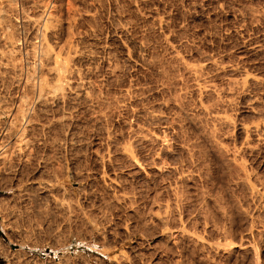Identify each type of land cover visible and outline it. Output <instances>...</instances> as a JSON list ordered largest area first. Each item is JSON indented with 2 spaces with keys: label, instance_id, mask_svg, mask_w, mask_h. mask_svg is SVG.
<instances>
[{
  "label": "rangeland",
  "instance_id": "1",
  "mask_svg": "<svg viewBox=\"0 0 264 264\" xmlns=\"http://www.w3.org/2000/svg\"><path fill=\"white\" fill-rule=\"evenodd\" d=\"M2 1L0 0V8H2V9H0V11L3 10V9L5 10V12L9 16L5 12H4L5 16H4V13H3V16L4 17L8 16V18L6 17L8 20H10V18H11V20L9 22H11L10 24H11L12 27L10 26V29H12L14 27L13 29H15L16 32H17V33L14 32V35L16 33V35L14 36L15 37L14 39H16L15 45H17L16 47H18V48H16V50L18 49L16 53H18L19 62L21 61L22 63L21 62H20L21 64L19 63L21 65L20 66L18 64V60H16L17 63L15 61V64H14V60H12V58L10 57L11 55L9 53H11L10 52L11 49H9V48L12 47V45L10 43V39L8 41L6 40V39H8V37H10L8 35H9V32L11 30L9 28H7V27H9L10 24L8 25V23H9L8 20H6V18L2 17V12H1V14H0V48L1 49L0 50H2V49L3 50L0 51L1 52L0 53L1 54L0 55L1 59L0 60H2V62H4V63L1 64L2 62L0 61V67H1L0 68V95H1L0 96V98H1L0 100L3 99L5 102L4 101H2V102L0 101V105L4 106V108H6V107L8 108L11 105H13L18 110L17 114L20 115V113L22 112V109L24 108V106H25V108L27 106L25 101L28 98H30V97L32 99L36 98L35 100L33 99L34 103H33V100H32V102H29L31 100L28 99L27 100L28 101L27 104H28V106L30 105V110L31 109H32V111L36 110L35 113L40 115V116H38L39 119H36L37 123L39 124V126L42 123L44 125L47 124V123L48 124L45 126V128H47V129L43 130L40 127V129L39 128H36L34 130L31 129L30 130L31 132L28 131L30 134L27 132V138L29 137L28 139H31V140L32 139H36V138L39 139L38 140L39 142L37 141V139L36 140H32V142H31L34 145V149H33L34 151H33V157H32V159L34 161L31 160L30 161L31 163L29 162L30 165H29V163H26V165H28L27 166L28 168H30L31 170L33 169L32 170L33 172H31V170L28 169V168L26 169V167H25L26 170L24 169L25 172L24 171L19 172L20 170L19 171H14V170L10 171V169H6V168L3 167V165H2L3 164L2 163L3 162L2 161L3 157H2V160L0 161V165L3 167V169L5 171V172H3V169L0 166V168H1L0 172H1V175H2V176H0V264H21V263L22 264L23 263L24 264H264V202H263L264 201V197L261 198V201H260V198H257V201L256 200L253 201L252 198H251V200H249V197H252L251 196V192L250 193H246V191L249 192L250 189L248 187H246L247 185H245L244 183H241V182H243L242 180L236 179L235 176H234L235 179L232 178L233 175L235 174V171L233 170V166L231 167L232 170H230L229 168H230L231 164H229V162L227 163L226 159H225L226 162L224 161V159H223V161L220 160V159H222L220 157V155L218 157L217 156L218 153H215L216 150L219 147L217 146V143L214 142V140H216L220 144H222L221 142H223V144H226V145H223V146L224 147L227 146V148H228V146H229V148H234L235 145L237 147H239L241 145L240 143H242V141H243V136L237 131L238 130V126L240 124H243V123H245V124H252V122L253 123L254 122L257 123L258 122V121H256L257 118H258V120L260 122H262L261 119H263L262 117H264V108H263L264 107V101H263L264 100V86L262 88V84H261V86H259L258 84H254L253 83L254 84L253 85L251 83L252 85L251 84L249 86L247 85L249 88L246 87L244 90H242V89H241V91L238 90L239 92L232 91L231 89H229V87H230L229 84H227V82H229V78H231V77L232 78L233 77L240 78V77H242L244 75V73L247 70H249L247 72L250 73L251 75H253V76L256 75V77L259 76V78L264 79L263 78L264 77V19H263L264 18V0H150V2L148 0H145V1L143 0V1H141V3H140V1H136L135 2L134 0H132L134 2V3L132 2L133 5L131 4V0L130 1L128 0L129 4H127L128 3L127 0H121L122 4H121L120 0H113L114 2L112 0H109V5H108V0H103V3H102V0H101V3H99L100 0L99 1L98 0H94V1L93 0H63L65 2H63L62 0H53V1L50 0V1H52L51 3H49V0L48 1L47 0L46 1L45 0H43V1L39 0L40 3H39L38 0H16V3H15V4H17L16 8H15L16 10L13 9L11 11L13 15L11 14L10 10L8 12L6 11V8H5V4L6 3H5L4 0H2ZM17 1H18V3H17ZM54 1H55V3L57 5L54 4ZM95 1L97 2V4H96ZM110 1H112L113 3L112 2L110 3ZM32 2H37V3H32ZM60 2H61V4H60ZM116 2L120 3L121 5L116 3ZM3 3H5V4H3ZM44 3L45 4L48 3V4H46L47 6L44 5ZM68 3H70V4H68ZM142 3H144V4H142ZM18 4H19V6H18ZM33 4H35V5H33ZM38 4H39V6L41 4V6H40L41 8H39ZM94 4H95V6H94ZM104 4H106V5H104ZM111 4H113L114 6L111 5ZM20 5H22V7ZM23 5H25L24 6L25 8L23 7ZM43 5H44V7H42ZM54 5L59 10H57V8L54 7ZM123 5H124V7H123ZM125 5L127 7L129 5L130 6L127 8ZM1 6H3V7H1ZM36 6H37V8L39 10L40 9L41 10L39 11L36 8ZM61 6H63V7H61ZM80 8L81 9L83 8L82 9L83 11L80 10ZM91 8L92 9L95 8L94 9L95 11L92 10ZM99 8L100 9L102 8V9L100 10ZM124 8H125V10H124ZM140 8H141V10H140ZM47 9H51V10H47ZM127 9L129 11H127ZM134 9L135 10L137 9L136 10L137 14H136ZM26 10H28L27 13H26ZM52 10H53L54 14L51 12ZM85 10H87V11H85ZM102 10H103V12H102ZM116 10H117L118 13L116 12ZM60 11L62 13H60ZM78 11L80 13H78ZM89 11H90L91 14L90 13H86V12H89ZM98 11H99L100 14L97 13ZM121 11H123V12H121ZM124 11H126V12H124ZM28 12H29L30 15L28 14ZM32 12H33V14L34 13L35 14L37 13V14L33 15V14H31ZM58 12H59V16H58ZM50 13H51V15H53V17L55 19L52 18ZM92 13H94V14H92ZM46 14H48V15H46ZM87 14H89L90 17H89V15L87 16ZM97 14L100 15L101 17H99ZM107 14L109 15V17H107ZM110 14H112V15H110ZM118 14H120V15H118ZM129 14H130V16H129ZM49 15H50V18H52V20L49 21V25H48V26H50V27H48V41L52 43L50 45L51 48H53L55 50V52L61 53L62 56H64V57H66V55L68 56V54L70 53V55L72 57L70 55L67 57V58L70 57L69 59L72 58L71 61H69L70 67L74 68L75 66H77V67H79L78 70L80 69L79 73L81 75L80 74L78 75L77 73H75V75L77 74L76 77H75L74 74H70V75H73L71 77V82L74 84V83H76L79 80L80 76H85L86 73H90L91 74V75L87 74L88 78H90V80L87 78L88 79L87 81H90L91 83L89 85L88 84L86 85V87L90 86L89 87V94H88L89 95V99H88V97L85 98L83 96H81V99L79 97L72 96L73 94H75V91H76V90H74V89H76L74 85L72 86L73 89H71L73 92L70 91V90L69 91L71 92V96L73 98L74 97L77 98V99L74 98L76 100V102H74L75 100L72 99V97H70V98L72 100H74V101H72L69 97H68V100L70 99V101H68L67 98H65V100L64 99L60 100L59 98H57V97L55 98L53 96L54 92H52V95H51V92L50 93L48 92L49 93L48 94V96H49L48 99L50 101H51V99H53V97H54V99L51 101L52 105L50 104L49 100H48L49 104H48V101H46L47 104L49 105L47 107V104L45 105V102L42 101L44 103L43 104L42 102H40V100L37 101L39 93L36 94L35 92L34 93H30L29 92V95L27 94L28 93L27 90H29L31 88H33V89L35 88V89H37L39 91V88H38V83L39 82H38V79H37V77L40 79L39 73H41L40 76L44 75L43 77H46L44 79H45L46 82L49 81L48 82L49 84H50V82L52 83L53 80L56 81L55 74L53 73L54 70L52 69L51 72L49 70V68L52 65L55 64V59L56 58H54V59L52 58V60H51L52 62L50 61V63L52 65H50V66H48L49 65L48 62H45V60H42L43 59L42 50H41L42 47L40 48V46H41V38L38 37V35H39L40 31L43 29L42 27H44V25H43V23H37V21L35 22V20H32V22H31V17L32 16H33V18H37V19L41 18V19H43V18H46ZM81 15H84L83 16L84 18ZM93 15L95 16L94 19H96V17H97V20H95V22H94V19H93ZM113 15L116 18H113L114 17ZM136 15L138 17L137 20H136V18H137ZM12 16H15V17H12ZM24 16L28 17V18H25ZM111 16H113V17H111ZM131 16H133L132 18H135V19L130 18ZM75 17H76V19H75ZM110 17H111V20L109 19ZM2 18H4L3 19V20H5L4 22H3V20L1 21ZM98 18H100V19H98ZM140 18H142L141 19L143 21L142 23H140ZM161 18H162V21H164L163 23H162V21H160ZM164 18H166L167 20L164 19ZM131 19H132V21H131ZM13 20H14V22H13ZM53 20L55 22H53ZM89 20H93V21H89ZM60 21H61V24H60ZM121 21H122V24H121ZM5 22H6V24H5ZM156 22L159 25L156 24ZM14 23H15V25H13ZM36 23H37V25H36ZM53 23H55V24H53ZM95 23H96V25H95ZM58 24H59V27H58ZM52 25H54V26H52ZM61 25H62V27H61ZM128 25H130V26H128ZM28 26L31 29H29ZM51 26H52V28H51ZM144 26H145L146 30H145ZM3 27L5 28V30H4ZM35 27L36 28L39 27V30L36 29ZM56 27H57L58 30L56 29ZM152 27H153V29H152ZM6 28L9 29L8 30L9 32L7 31ZM116 28L118 30H120V31H117ZM51 29H52V31H51ZM54 29H56L55 35H54ZM71 29H74L73 31L74 32L76 31L75 33H77V34L74 35L73 34L74 32L71 31ZM91 29H92V31H91ZM125 29H127V30H125ZM30 30L31 31L33 30V32H31ZM36 30H37V32H36ZM69 30L71 31V34H70ZM113 30H114V32H113ZM146 31L149 32V33H147ZM34 32H36V33H34ZM59 32H60V34H59ZM56 33L59 34V37H58V34H56ZM122 33H123V35H122ZM144 33H145V35H144ZM27 34H28V36H27ZM31 34H33L32 38H31ZM148 34H151V35L149 36ZM52 35H54L53 36L54 38L52 37ZM127 35H128V38H127ZM56 36H57L58 39H56ZM168 36H169L170 39L168 38ZM60 37H62L61 42H60V39H61ZM118 37H120V40H118ZM135 37L136 38L138 37V39H136ZM147 37H149V39ZM165 37H167V38H165ZM17 38H18V40H17ZM35 38L37 40H35ZM49 38L53 39V42ZM71 38H75V39H71ZM129 38H132L133 40L131 39L132 40L131 41ZM142 38L144 40L146 39V41L149 42V43H147L146 41L144 42ZM81 39H82L81 44H76V43H80ZM139 39L140 40L142 39V40L140 41ZM74 40H76L75 43H74ZM35 41H36V43H35ZM69 41H70V43H69ZM120 41H122V42H120ZM129 41H130V44L128 43ZM133 41L135 43L143 41L144 44L145 43L148 44L147 47H146V45H144L145 46V48L143 50L144 52L142 51V53H141L142 57L141 58L139 57V61H138V57L135 58V56L137 55V54L135 55V53L137 51L135 50L136 49L135 48L136 45H135V43H133ZM7 42H9V44ZM56 42L60 43V45L56 44ZM118 42L120 43L121 46L119 45ZM61 43H62L63 46H61ZM131 43L133 45H131ZM168 43H169V45H167ZM170 43H172V44H170ZM36 44H37L38 47L36 46ZM67 44H68V46H67ZM7 45H9V46H7ZM57 45L61 46L63 48L64 52H62V48H61V51H60V47L58 49ZM65 45H66L67 48H65ZM71 45H73V48H74L75 52L72 51L73 48H72ZM76 45H78V46L80 45L79 49H78V46H76ZM123 45H124V47H123ZM152 45L154 46V48H153ZM53 46L55 48H57V49H55ZM109 46H110V48H109ZM121 47H122V49H121ZM189 47H190V49H189ZM6 48H8L9 50L6 49ZM128 48H130V50L128 52H131L132 48H133V51H135V52H133V51L131 52L133 54V56H134L131 59L132 64H130L131 61L128 62L126 60V57H125V53L127 52ZM64 49L67 50V53H66V51ZM70 49H71V51H70ZM172 49H173V51H172ZM5 50L7 51V53L5 52ZM76 50H77V52H76ZM122 50L124 51L123 53H121ZM178 50H180V51H178ZM3 51L5 52V54L3 53ZM31 51H32V53H31ZM36 52L37 53L41 52V53H39L40 55H37ZM147 52H149V53H147ZM176 53H179V55L182 56V57L184 56V58H186L185 60L190 62V63L194 62L195 64H197V63L198 64L199 63L200 64H205L207 67H208V64L212 60H216L215 58H217V61H220L221 63H223V65H225L227 63L225 65V68H223L225 70L220 69L219 71L216 70V69H215L216 70L215 71L214 68H210L212 65H210L211 63L209 64L210 66L207 68V70L209 69L208 70V73H209L208 76L209 77H210V75H211V77L214 76L211 79L213 80V78H214L213 82L215 84L217 83L218 89H217L216 92H212L211 94L205 93L206 95L205 94L203 95V97L205 96V98H203V97L202 98L204 100L206 99V101L203 100V102H205L204 105L207 104V105H209L208 106L209 108L212 107L213 110H217L219 112L223 111V112H221L222 114L224 112L226 114H228V116L231 117L232 121L235 122V124H233L235 126L234 128H233V126H230V127L224 126L225 127L224 128L223 126L221 127V125L218 124V123H214V124L216 126L220 125V127L219 126L218 127L221 128V129H219L216 126H213L214 124H213V120H212L213 117L212 116L215 115V113L214 114L213 113H209L210 115L208 114L209 116H207V114H206L207 112L205 110H203V109H200V108H203V106L201 105L200 102H197V101H200V99L202 100V98H201V96L196 95L197 92L195 91L196 88L194 86L195 85L194 84L195 81L192 80V81H194V82H192L191 81L192 78L189 77V75L187 73H185V71L183 69V66L175 58ZM204 53H205V55H204ZM83 54H85V55H83ZM200 54H202V55H200ZM6 55L12 61H10V59L6 58ZM20 55H21V57H20ZM171 55H172V57H171ZM198 55H199V57H198ZM211 55L214 56V57H211ZM33 56H34V58H33ZM36 56L37 57L39 56L40 58L42 56V58L40 59L39 57L37 58ZM93 56L96 57V59H94ZM201 56H203L204 58L201 57ZM208 56H209V59H211V60L207 59ZM19 57H20V59H19ZM74 57H75V59H74ZM146 57L149 58V59H146ZM142 58H144V59H142ZM156 58H158V59H156ZM212 58H214V59H212ZM6 59H8L14 65L11 64ZM151 59L153 61L155 60L153 62L155 66H153V63H152ZM125 60H126V62H125ZM147 60H149V61H147ZM6 61H7V63H6ZM33 61H36V62L40 61V63L38 62L36 64ZM41 61L43 63L45 62L44 66H43V63L41 64ZM73 61H75V62H73ZM140 61L141 62L144 61L143 63H145V64L147 62V64L146 65L142 64ZM157 61H158V64H157ZM169 61H170V63H169ZM172 61H174V62H172ZM175 61L176 62L178 61V62L175 63ZM82 62H83V64H82ZM161 62H162V64H161ZM31 63H32V65H31ZM72 63H73V65H72ZM134 63H135V65H134ZM172 63H174V64H172ZM33 64H36V65H33ZM38 64H40V65H38ZM170 64H172V65H170ZM1 65L2 66L6 65V66L2 67ZM12 65L14 67V71L16 69V73L12 71L13 70V68H11ZM33 66H34L35 70L38 71V74L32 68ZM38 66L40 67V69L39 68L37 69ZM45 66L49 67V68L45 69ZM171 66H172V68H170ZM7 67H9L10 70L7 69ZM15 67H19V69H21V71L19 69L15 68ZM41 67H43L44 72H45V70H47V72L49 70V74L46 73V72H45L46 74H43L44 72H43V69ZM77 67H75V68L77 69ZM173 67L176 68V69L174 70ZM253 67H254V69H253ZM52 68H54V66ZM164 68H165V70H166V68H168L167 69L169 71L168 75H170V76H167V77L164 76L163 77V75L167 74V72H168V71H166V73H165ZM81 69L83 70V73L85 72L84 73L85 75L82 74ZM89 69L92 72H88V71H90ZM111 69H113V70L115 69L116 70V74L114 73L115 70L113 72ZM159 69L160 70L162 69V71H160ZM236 69L238 70V72H237ZM86 70H88V71H86ZM176 70H177V72L179 74L183 73L182 75H184V76L181 75V77H179L180 75L176 72ZM180 70L182 71V73H181ZM4 71H5V73L7 75L9 74L10 76L12 75L11 73L13 72L14 73L13 76H15V77L17 76V78L11 76L13 78L10 79L11 77H8L4 73ZM163 71H164V73H161ZM174 72L176 73V75H175ZM242 72H244V73L242 74ZM254 72L256 74H254ZM32 73H33V75H32ZM159 73H161V74H159ZM1 74H3V76H5V77L7 76V78L3 77ZM26 74H27V78H28L27 81L29 83H27V81L25 80L26 79V76H25ZM28 74H29V76H28ZM30 74H31L32 77H30ZM51 75H52V77H51ZM177 75L182 80V82L177 77ZM185 75H187V77ZM226 75H228V76H226ZM19 76H20L21 80L19 79ZM24 77H25V79H24ZM183 77H185V78H183ZM1 78L3 80H1ZM29 78H31V79H29ZM49 78H52V79H49ZM76 78H77V80H76ZM166 78L169 81L166 80ZM14 79L15 80L17 79L16 80L17 82H19L18 81V79H19L20 81H23V83L20 82V83L17 84ZM171 79L172 80L175 79V81H172ZM13 80L15 81L16 84L14 83ZM24 80L26 81V83L28 85H30V87L27 86L26 83L24 84ZM33 82H35L36 84L33 83ZM54 82H53V86H54ZM168 82H169V84H168ZM178 82L180 83L179 86L181 85L180 87H178V85H176ZM189 82L191 83V86H189L190 85ZM4 83H6V84H4ZM32 83L34 84L35 87H33ZM164 83H166V84H164ZM181 83H183V84H181ZM187 84H188L189 88L187 87ZM164 85H165L166 88L163 87ZM15 86L16 87L19 86V87H17V90L15 89L16 88ZM24 86H26V87H24ZM53 86H52V84H50L49 86H48V84H46L45 85V91L47 92L48 89L52 90ZM97 86H98V88H97ZM222 86H224V87L222 88ZM168 87L171 90H169ZM50 88H52V89H50ZM35 89L34 90L31 89V91L38 92ZM177 89H178V91H177ZM183 89H186V90H183ZM220 89H222V90H220ZM23 90L26 91V93ZM187 90H189V91L192 90V91L191 92L188 91L189 92L188 93ZM96 91H98V92L96 93ZM185 91L188 94L187 93L185 94ZM192 92L194 93V96L193 95L191 96V94H193ZM226 92L227 93L229 92L228 95H230V92H231V95L233 94V96H230L231 99H230L229 96L225 95V94H227ZM241 92H243L244 94L241 93ZM23 93H24V95L21 96V94H23ZM217 93H219L221 95L220 98H222V99L225 98V99H223V100L220 99L219 98V94L217 95ZM236 93H239V94H236ZM245 93H246V96H245ZM25 94H27V95H25ZM32 94L34 96H37V97L32 96ZM213 94H214V96H213ZM241 94H242V96H241ZM103 95H105V96H103ZM174 95H176L177 97L176 96L174 97ZM186 95L189 96L190 98L193 97L194 99L191 98V100H190L189 97L187 99ZM207 95H210V96H208L210 98L212 96V99L209 100L210 98L208 99ZM234 95H236V97ZM19 96L22 97V100H23V97L25 96V98L23 100L25 102V105H24V103H22L23 101H21V99L18 100L20 98ZM28 96H30V97H28ZM90 96H92V97H90ZM183 96L185 97V99L184 98L182 99ZM216 96H218L217 97L218 101L216 99ZM226 96H227V98H226ZM2 97H4V98H2ZM82 97L85 98V99H83ZM198 97H199V99H198ZM214 97H215V99H213ZM175 98H176V100L178 98L180 99V100L179 99L177 100L178 102H180L181 100L184 101V102L181 101L182 104L180 105V103L178 104L177 102H175L176 101ZM13 99H14V101H13ZM96 99H97V101H96ZM104 99H106L108 101L106 102V100H104ZM78 100H79V102H78ZM188 100H189L190 103L188 102ZM221 100H222V102H221ZM251 100H253V101H251ZM17 101H20L22 103L21 104L19 102L21 104L20 107L19 106L16 107V104L18 103ZM53 101H54V104L57 101L56 104H55L57 106V108L55 107V105L53 106ZM61 101L62 102L64 101V104ZM185 101L188 102L187 104H191L192 102L193 103L190 106L187 105L188 106L187 107ZM212 101H213V103H212ZM215 101L218 102L219 104L224 105V106H221L218 103H217L218 105L214 104V103H216ZM230 101H232L233 103L231 102L232 103L231 104ZM119 102H120V104H119ZM234 102H235V105H234ZM3 103H5L6 105L3 104ZM36 103H38V104H36ZM41 103L44 106H40ZM106 103H108V105ZM198 103H200V104H198ZM209 103H211V104H209ZM228 103H230V104H228ZM90 104H92V105H90ZM173 104L176 105V106H174ZM196 104H198L200 106H198ZM59 105L60 106L62 105V106L59 107ZM178 105L184 106L185 108L184 107H179ZM215 105H217L218 107H221V108H218ZM22 106H23V108L21 109ZM39 106H40V109H39L40 111L37 110L38 108H35V107H39ZM68 106H69V108H68ZM228 106L230 107L231 110L229 109ZM42 107H45V109L42 108ZM54 107H55L56 110L54 109ZM73 107H74V109H73ZM176 107H178L180 109L177 110ZM193 107H195L197 109H195ZM222 107H225V108H222ZM226 107H228V108H226ZM34 108H35V110H34ZM58 108H59V110H61L60 111L61 114H60V112H58V110H57ZM183 108H184V110H183ZM41 109H42V111H41ZM185 109H186V111H189V110L193 111L194 110L196 115L193 112L189 113L190 111L187 112L188 113L187 114ZM220 109H222V110H220ZM196 110H198V111H196ZM200 110H202V111H200ZM43 111H46V112H43ZM62 111L63 112L66 111V112H64V114H63ZM178 111L180 113H178ZM154 112L156 114H158V115L160 113L161 116L160 115L159 116L162 119L161 118L160 119L158 118V120H154L156 118H154V119L152 118L151 119V115L150 114H155ZM200 112H202V114ZM231 113H232V115H230ZM0 114H1L0 115V121H1L2 125L4 124L3 126H6V125L8 126L9 123H12L13 118H11V116H12L11 114H9V113H4V114L0 113ZM6 114H8L9 116L6 115ZM62 114L65 115V116H63ZM50 115L52 117L54 115L55 116H54V118H52ZM86 115H87V117H86ZM181 115L183 116V118H182ZM193 115H194V117L198 116V117H195L197 119H195L193 117ZM235 115H236V117H235ZM57 116H59V118H57ZM60 116H61V118H60ZM62 116L65 119L67 118L66 119L67 121L65 119H63ZM97 116H98V118H97ZM100 116H102V117H100ZM203 116H205L207 118H204ZM179 117H181L183 119L182 120L180 118L182 120V122L179 120ZM234 117H235V119H233ZM40 118L44 119L46 122H44ZM48 118H51V119H49V121H48ZM101 118H102V120H101ZM19 119H21L20 116L18 117V120ZM55 119L56 120L58 119V120L56 121ZM59 119H60V121H59ZM204 119H206V120H204ZM236 119H237V121H236ZM61 120L63 121L62 123H61ZM195 120H198V121H195ZM199 120H200L201 123L202 122L203 123L201 124L199 122ZM207 120L209 122H207ZM210 120H211V122H210ZM51 121H54L55 123L57 122L56 123V125H57L56 127L57 128L54 127L55 125H53L55 123L54 122L51 123ZM238 121H239V123L240 122L241 123L239 124ZM197 122H198V124H197ZM18 123L20 124L19 126L22 127L21 123H22V125H24L26 122H25V120L23 121V119H21V121L19 120ZM65 123H66V125H65ZM67 123H68V125H67ZM177 123H178V126H179L178 128L181 127L182 129H177V127H176ZM208 123L209 124L211 123V124L209 125ZM183 124H184V126H183ZM203 124H204V126H203ZM236 124H237V127H236ZM63 125H64V128H65L64 132H62ZM50 126L52 127V129L50 128ZM66 126H67V128H66ZM53 127L56 128V130ZM184 127H186V128H184ZM208 127L211 130L210 132H209V129H207ZM214 127L216 129H218V131L211 129V128H214ZM15 128H14V130L12 129L13 132L11 131L10 134L11 133H14V134L17 133V134H16L15 137L13 136L14 135L13 134L12 135L13 138H9L8 137L10 134L6 137L7 141H5V143H6L5 146L7 144L8 145L5 148L11 146L10 148L13 149V147L15 146V148L13 150L11 149V151L14 152V153H16V152L18 153V150L20 149V148H18L19 147L18 145H20L22 143V141L21 142L17 141V140H19V135H20L19 131H21V129H19V131H18V129L15 130ZM183 128L187 129V130H184ZM223 128H224V130H222ZM48 129L49 130L51 129V130L49 131ZM204 129L206 130L205 133H204V131H205ZM230 129H232L231 132L229 131ZM233 129H234V131H233ZM35 130H37V132ZM139 130H140L141 133L139 132ZM183 130H184V132H182ZM225 130H227L228 133L230 132L228 134V137H227L226 140H225V138L227 136V132H224ZM4 131H5V128H4ZM176 131L180 134L179 135L177 133L180 137L179 136H175V135H177V134H175ZM180 131H181V133H180ZM186 131H187L186 137L190 138V139H187L186 137H184L185 136L184 133ZM43 132L45 133L44 137H42L43 134L41 136V133H43ZM110 132L112 133V135L110 134ZM163 132H165L167 137H166V135H165V137L162 136L164 134ZM208 132H209V135H208ZM217 132H219L220 134L218 133L219 135H217ZM34 133H35V135L38 133L36 135L37 137L34 136V135L32 136V134H34ZM64 133H66L67 135L64 134ZM147 133L150 136H152L151 133L155 134L156 136H158V134H159V136H158L159 138L169 139L168 141L169 142L171 141L172 143L170 142V144H168V145L166 144V146H164L165 144H161L153 136L150 138V136ZM210 133L212 135H210ZM213 133H215V134H213ZM221 133H222V135H221ZM46 134L49 135V136L46 137ZM50 134L51 135H57V137L56 136H55L56 138H54L53 136L51 137ZM59 134L63 138L60 137V136L58 137ZM233 134H234V136H233ZM70 135H71V137H70ZM113 135L116 138L115 137L113 138ZM134 135H136V136H134ZM146 135H147V137H146ZM213 135H215L217 139H214ZM138 136H139V140L141 138L145 139L144 140V144H141L143 142L142 139L140 140L141 142H138L139 141L138 140ZM174 136L177 137V138L179 137L180 139L178 138V140H176L177 138H175ZM210 136H212V137H210ZM218 136L221 137V138H219ZM235 136H236V138H235ZM10 137H11V135H10ZM34 137H36V138H34ZM45 137H46V141H48V140H50V141L46 142L45 141ZM66 137H68L69 139L66 138ZM255 137L256 136H253L250 139H251V142H252L251 144L253 146H255L256 149L253 152L246 151L244 153V155H245L246 162L248 164V168L251 165L249 169L252 170V172L254 170L253 177L255 176L257 178L259 176V178L264 181V178H263L264 177V159H263L264 158V142H263L264 139L260 140L261 141V143H260V141H258L257 138H255ZM42 138H44V141L46 142V143L45 142L44 143L47 146L49 145L50 148L47 147L45 144H43L41 142ZM47 138H48V140H47ZM49 138L56 139L57 141L56 140L55 141L57 143L54 140H51ZM59 138H61V139H59ZM64 138H66V140H64ZM111 138H113V139H111ZM147 138L149 139V142H148ZM183 138H184L185 141L183 140ZM210 138H212L211 141H213V143L210 142V140H209ZM233 138H235L239 142H237ZM150 139H151V141H150ZM14 140H16L17 142L14 141ZM110 140H112V141H110ZM121 140H122V142H121ZM125 140H126L127 144H126ZM134 140L135 141L137 140L136 142L139 144V146H138V144H136V142ZM51 141H53V142H51ZM58 141L59 142L62 141L64 143V144H62L63 146ZM64 141L65 142L67 141V143H65ZM70 141H71V143H70ZM72 141H74V142H72ZM130 141L131 142L133 141V143H131L132 146L129 144ZM156 141L159 144L158 146H156L157 145ZM186 141H188V142H186ZM191 141H193V142H191ZM7 142H9V143H7ZM147 142L151 143V144L149 145V144H147ZM169 142H167V143H169ZM233 142H235L236 144L233 143ZM10 143H12V144H10ZM38 143H40L41 145L40 144L38 145ZM134 143L136 144L135 145L136 147L134 146ZM145 143H146V145H145ZM184 143H186V144H184ZM189 143H192V144H189ZM238 143H239V145H238ZM53 144H54L55 147H57L59 145L58 146L59 148L58 147L55 148L53 146ZM65 144H67V145H65ZM107 144H109L110 146H108ZM120 144H122V145H120ZM193 144H195V145H193ZM212 144H214V146ZM232 144H235V145H232ZM111 145H113V146H111ZM125 145H128L129 147H127ZM140 145H141V147H140ZM160 145H161V147H162L161 149L163 151L160 150ZM52 146L54 148H52ZM65 146H66V149H65ZM115 146H117V147H115ZM130 146L134 148L133 149L134 152L130 149L133 152V154L136 153L135 156L140 158V159H138V161L140 160L138 162V164H137V162H135L133 160H130L131 158L128 157L129 155H127L128 152H126L127 150L125 148L126 147L127 148H131ZM143 146L144 147L146 146V147L144 148ZM169 146H170V148H169ZM180 146H182V147H180ZM187 146H188V149H187ZM192 146H194L195 148L192 147ZM210 146H212L213 149ZM16 147L18 148V150H17ZM121 147H123V148H121ZM214 147H216L215 150H214ZM36 148H37V150H36ZM51 148L54 149V150H51ZM60 148H62V149H60ZM56 149H58V150L60 149V151H63V152H60V151H58ZM178 149H180V150H178ZM186 149H187L188 152L186 151ZM190 149H193V150H190ZM211 149H212V151H211ZM39 150H41V151H39ZM122 150H124V151H122ZM172 150H174L173 153H172ZM44 151H46V152H44ZM54 151H55V153H54ZM151 151H154L155 153H157V152H160V153H157V155H156V154H154V152H151ZM59 152L62 153L63 155L60 154ZM148 152H150V153H148ZM170 152H171V154H170L171 156L169 155ZM217 152H218V150H217ZM41 153H43V154L41 155ZM119 153H121V155H122L121 157H120ZM64 154H65V156H64ZM137 154H138V156H137ZM148 154L150 156H148ZM151 154H152V156H151ZM193 154H194V156H193ZM202 154L205 156L206 159L202 156ZM37 155L38 156L40 155L39 158H37L38 157ZM102 155H104V156H102ZM159 155H160V157H157ZM163 155H164V158H162ZM52 156H54V157L57 156L58 158L56 157V159H55ZM147 156L150 159L147 160ZM44 157L46 158V160H45ZM110 157H112V158H110ZM119 157H120V159H119ZM122 157H124L125 159H123ZM151 157H153V158H151ZM195 157H196V159H195ZM50 158H53V160L51 159L52 166H51V162L48 161V160H50ZM61 158H62V160H61ZM109 158L111 159V161H110ZM128 158H130V159H128ZM157 158H159V159H157ZM15 159H16V161H18L17 159H19V157L17 158V155H16ZM35 159L36 160L40 159V161L38 160L39 163L37 161H35ZM127 159L129 161H132L134 164L132 162H131L132 164H129L130 162ZM126 160H127L128 163L126 162ZM141 160H142V162H141ZM204 160H206L208 163H210V164L207 163V165L208 166L210 165L212 167V169L210 167L211 170L209 169V167L207 165H205L206 162ZM216 160H218V161H216ZM146 161L148 162L149 166L147 165ZM33 162H34V165L32 164ZM47 162H49V163H47ZM167 162H169V164H170L169 166H168ZM204 162H205V164H204ZM46 163L50 167L49 166H45V165H47ZM144 163H146V164H144ZM155 163L158 164V167L160 165H164L165 166V164L167 163L166 164L167 168L165 167V170H164V169H162L164 166H161L162 167L161 170H163V171H161L160 168L158 169V167H156L157 164H155ZM43 164H44V166H43ZM53 164H57L59 167L57 165H53ZM63 165H65V166L62 167ZM228 165H230V166H228ZM56 166H57V168H56ZM46 167L48 169L49 168H51V169L48 170ZM188 167H189V169H188ZM204 167H205V169H204ZM207 167H208V169H207ZM251 167H252V169H251ZM52 168H53L54 171L52 170ZM133 168H135V169H133ZM142 168L143 169L145 168V170H143ZM36 169H38V171ZM44 169H46L48 171H46ZM151 169H153V170L151 171ZM157 169L160 172H158ZM181 169L183 170V172L185 174L182 172ZM8 170H9V172H8ZM28 170H29V172H28ZM40 170H44L45 173H43V171H40ZM64 170H65V173H64ZM129 170H131L134 173L130 172ZM142 170L145 171V172L147 171L148 173L147 172L145 173ZM204 170L206 171L205 174H204V172H205ZM208 170L211 171V172H209ZM215 170H217V172ZM6 171L8 172V174L10 176L9 175H4V173L7 174ZM52 171H53L54 175L52 173H50ZM61 171H63V172H61ZM127 171H128V175H127ZM10 172H12V173H10ZM34 172H35V174H33ZM41 172H42V174H41ZM56 172H58V174L60 173L59 177H57L55 175ZM103 172H106V173L104 174ZM155 172H157V173L155 174ZM212 172H214V173L212 174ZM14 173H15V176L18 177V178L14 177ZM78 173H80V174H78ZM102 173H103V175H102ZM137 173H139V174H137ZM150 173H152V175ZM225 173H228V174H225ZM229 173H232L231 174L232 177H230L231 175ZM19 174H20V177H19ZM47 174L49 175V177L53 175L52 178L51 177H50V179H49V177L47 178V176H48ZM63 174L64 175L67 174L68 176L67 175L61 176ZM100 174H101V176H100ZM131 174H132V176H131ZM143 175H145V176H143ZM153 175L154 176L156 175L157 177L155 176V178H154ZM204 175H205L206 178L211 177L212 179L209 178V180H213V181L211 182L209 180H206ZM206 175H208V176L210 175V176L208 177ZM11 176H13V177L10 178ZM28 176L30 178L29 179L30 182H31V179H35L34 181H39L42 178H43V180H45V179L48 180L49 179L50 181L54 182L58 178L57 181H60V182L63 181L65 186H67V194L68 195L65 194L66 192L64 193L63 191H60V192H62L61 193L62 195H61V197H59L60 192L58 193L57 196H58L59 200H57V202L56 201L55 202L52 201L50 203V201L43 200L44 203L45 202L47 203V205H46V203L45 204L41 203L42 206L41 205L40 206L42 208L39 207L41 210H39V208L32 209V210H30L32 212V215H31V212L28 211L30 213L27 212L26 214H28L29 216L24 214L17 221L14 219L15 220V223H14L13 217L10 216L8 211L13 207V205L15 204L14 202H16V200H14V199H16L15 195H14L15 194L14 190H16L15 186H16V184H18L23 179V177H24V179H26V178H28ZM88 176L90 178H87ZM119 176L121 178H119ZM38 177H39V179H38ZM54 177H57V178H54ZM64 177L66 179H64ZM141 177L143 178V180H141L142 179ZM217 177L218 178L220 177L219 179H221V181L218 182L219 179ZM222 177H224V178H222ZM114 178H118V179H114ZM202 178L205 180V182H203L204 180ZM53 179H55V180H53ZM104 179H106V180H104ZM230 179H231V181H230ZM18 180H19V182H18ZM90 180H92L91 182H93V183H91ZM108 180H110V181L108 182ZM114 180H115V182H117L118 180L120 182L115 183ZM29 181H27V182H29ZM105 181H107V183ZM124 181H126V182H124ZM215 181L217 182L216 183L217 185L215 184ZM237 181H239V182L241 181V182L239 183ZM14 182H16L15 186H14ZM213 182H214V184H213ZM3 183L7 184L8 189H6V190L1 189V187H6V185L3 184ZM118 183H119V185H118ZM121 183H122L123 186L120 185ZM177 183H178V185H177ZM205 183H206L207 186L205 185ZM220 183H221V188H220V185H219ZM10 184H12L13 188H12V186ZM101 184H103V185H101ZM112 184H114V185H112ZM124 184H125V186H124ZM131 184H132V187L135 188V190L133 188H131ZM202 184H203V186H202ZM243 184L245 185V187H242V186H244ZM204 185L206 187H204ZM108 186H110V187H108ZM118 186H120L121 188L118 189L119 188ZM199 186L204 187V188H201V187L199 188ZM215 186H216V188H215ZM232 186H234V188ZM113 187H115L117 189H115V188L113 189ZM181 187L183 188V190L181 189ZM226 187H227V189H226ZM230 187L233 188L234 190L232 191V189ZM110 188H111V190H110ZM123 188H124V190H122ZM205 188L207 189V191L210 189L209 190L210 193L205 191L206 190ZM126 189H128V190H126ZM177 189H178V191H175ZM200 189H203V191L200 190ZM245 189H247V190H245ZM114 190L116 191L115 192L116 194L114 193ZM198 190H199V192L200 191L201 192L199 193ZM109 191H112V192H109ZM121 191H124V192L126 191L127 192V193L125 192L126 196L124 194H122L123 192H121ZM130 191H132V192L130 193ZM180 191H182V192H180ZM195 191H197V192H195ZM204 191H205V194H204ZM239 191H241V192H239ZM90 192H92V193H90ZM94 192H95V195H94ZM133 192L135 193L136 196L134 195ZM176 192L179 195L174 194ZM170 193H172V195H169ZM184 193L187 194V195L184 196L185 195ZM70 194H71V197L69 196ZM92 194H93L94 197L96 196V198H94L92 196ZM111 194L114 197H112ZM117 194H121V195H117ZM131 194H133V195H131ZM173 194L176 195V196H174ZM200 194H203V195L200 196ZM247 194H249V195H247ZM12 195H13V197H12ZM122 195L125 198H122ZM128 195L131 198L127 197ZM190 195L193 196V198L190 197ZM206 195H208V196H206ZM62 196H66L65 197L66 199L64 197L62 198ZM67 196L71 200L68 199ZM179 196H180V198H179ZM188 196H189V198H188ZM198 196L203 197V198L205 196V199L209 200L208 201V206H211V209H210V207L208 208L207 206H205V205H207V201L202 199V198H199ZM209 196H211V197H209ZM246 196H249V197H246ZM115 197H117L119 199H117ZM159 197H160V199H159ZM174 197L175 198L178 197L177 200ZM183 197H184V199L186 197V199L183 200ZM60 198H61V201H64L63 203H65L67 200H69L68 202H69V206L71 207L70 208L71 210L69 208H67L68 205H66V203L63 204L60 201ZM79 198H81L82 200L79 199ZM128 198L130 200H128ZM237 198H240V199H237ZM72 199H74V200L72 201ZM91 199H93V200H91ZM115 199L118 202H115ZM135 199L137 201L139 200L140 203H138ZM142 199H143V201H142ZM171 199H172V203L173 204L168 202L169 204H172V205H170L171 209H169L170 207H169V204L167 205V201H171ZM199 199H201V200H199ZM236 199H237V201H236ZM78 200H80L81 204L78 203ZM131 200L134 203L138 204V206L135 207L136 204H134ZM154 200H157V202L159 201V203H157ZM173 200H176L177 203L179 202L178 205ZM187 200H188V203H187ZM190 200H192V201H190ZM203 200L206 201V203ZM59 201L61 202L60 205L58 204V203H60ZM109 201H110V204H109ZM144 201H146V202H144ZM111 202H113L112 203V205L114 204L113 206H111ZM130 202L132 203L133 206L132 205L130 206V204H129ZM154 202H156V203H154ZM184 202H185V206H184ZM198 202H200V203L198 204ZM201 202L202 203L204 202V203L202 204ZM249 202H252V203H249ZM254 202H255V204H254ZM56 203L59 206L55 205ZM76 203H78V205ZM148 203H149V205H151V206H149V208L152 207V210L148 208ZM186 203H187L188 206L190 204L192 205V206L191 205L189 206L190 207V212H189V207L187 208ZM248 203L251 204V205L248 206L249 205ZM62 204H63V206H62ZM160 204H163L164 206L163 205L160 206ZM240 204L243 205V206H239ZM11 205H12V207H11ZM43 205H46V206H43ZM75 205H77V206L81 205V208H79V207H77ZM91 205L95 206V207L93 208ZM165 205H167V206H165ZM181 205H183V207H181ZM201 205H204V206H201ZM74 206H75V208H73ZM193 206H195V207H193ZM220 206L223 207L224 209L220 208ZM48 207H51L50 211L48 210L49 209ZM54 207H55V209H56V207L57 208L60 207V208L55 211ZM63 207H65V208H63ZM166 207H169L167 209L170 212L168 210H166ZM157 208H161V210L160 209L158 210ZM174 208H176V209L178 208V209H180V211L177 209V211H178L177 212L176 209H174ZM194 208H195V210H194ZM44 209H46L45 212H44ZM51 209L54 210V211H52V214H49V212H51ZM60 209H61V211H60ZM148 209L151 210L152 212L149 211ZM225 209H226V211H225ZM229 209L232 210V211H230ZM34 210H35V212H34ZM36 210H38L39 212L36 211ZM63 210H66L68 212V214L65 213L66 211L63 212ZM83 210H87V211L84 212ZM157 210H158V212H157ZM199 210H201V211H199ZM208 210H209V213L207 212ZM6 211H7V213H6L7 217H5L4 216L5 213H3V212H6ZM42 211L44 213H42ZM46 211H48V212L46 213ZM144 211H145V213H144ZM153 211L156 213V215L158 213H159L158 215H160L162 213V216L161 215L160 216H161V218L164 216L166 218V221H161L162 219L159 220L160 216H158L159 217L158 218ZM164 211H166L165 214H164ZM167 211H168V214L170 213L169 215H171V220H170V216L167 215ZM182 211H183V215H182ZM89 212H91V213H89ZM142 212H143V214H142ZM185 212H189V213H185ZM205 212H207V214H205V216L207 218L203 215V213H205ZM2 213H3V215H2ZM211 213H212V215H211ZM36 214H38L39 217H37ZM180 214L182 215V217H181ZM250 214H252V215H250ZM42 215H43V218H40V216H42ZM47 215L48 216L50 215L49 216V218L51 217L50 220H49ZM68 215L72 216V217L69 218ZM81 215H83V216H81ZM165 215H167V217ZM172 215H173L174 218L172 217ZM187 215H188V217H187ZM209 215L211 217H209ZM213 215H216L218 220ZM258 215H259V217H258ZM3 216H4L5 220H4ZM67 216H68V218H67ZM176 216L178 217V219H177ZM212 216L216 219V221H215L216 223L214 222L215 219L212 218ZM225 216H227V217H225ZM251 216H252V218H251ZM9 217L12 218V219H10ZM179 217H181V219L182 218L183 219L181 220V219H179ZM208 217L210 219H208ZM6 218H8V219H6ZM28 218H30V219H28ZM35 218H36V220H35ZM85 218H86V220H85ZM205 218H206V220H205ZM211 218L214 219V220H212ZM9 219H10V221H8ZM25 219L26 220L28 219L26 221L27 224H26V222H24ZM40 219H42V220H40ZM43 219H45L46 221L45 220L43 221ZM174 219H177V220H174ZM207 219H208V221H207ZM251 219L255 223L254 227H253L254 223L252 222ZM260 219H261V221H260ZM22 220H23V222H21ZM33 220H35V222L38 220L37 221L38 223L36 222L37 225L34 224ZM93 220H94V222H93ZM179 220H181L182 222L179 221ZM204 220H205V222H204ZM11 221H13V222H11ZM28 221H30V222H28ZM70 221H71V223H69ZM141 221H143V222H141ZM206 221H207V223L209 225L206 223ZM210 221L214 222L215 225H219V224L220 225L219 226H215ZM218 221H219V223H218ZM63 222L66 225H64ZM83 222H85V223H83ZM89 222H90V224H89ZM91 222H93V223H91ZM95 222H97L96 223L97 225L94 224ZM160 222H161V224H159ZM162 222H164V223L162 224ZM167 222H168L169 225L167 224ZM19 223H21V224L19 225ZM205 223L207 224V226H206ZM261 223H263V224H261ZM15 224H16V227H15ZM17 224H18L19 227L17 226ZM88 224L91 225V226H88ZM251 224H253V225H251ZM24 225H26V226L28 225V226L24 227ZM221 225H222L223 228L226 227L227 229L225 228L223 230L221 228ZM250 225L254 229L251 228ZM7 226H8V228H7ZM30 227L34 231V233L30 229ZM33 227H35L36 230H35V228L33 229ZM165 227H166V229H165ZM167 228H169V229L167 230ZM204 228H205V230H204ZM251 230H253L252 233H251ZM225 231H227V233ZM225 235H226V238H225ZM233 235H234V237H233ZM231 237L233 238V241L230 240ZM227 238H228V240H230V242L227 240ZM226 240L228 242H226ZM7 255L10 256V259H9V256H7ZM12 255H15V256L13 257ZM62 255H63V257H62ZM15 258L17 260H15ZM9 261H10V263H9ZM13 261L16 262V263H14Z\"/></svg>",
  "mask_w": 264,
  "mask_h": 264
},
{
  "label": "bare ground",
  "instance_id": "2",
  "mask_svg": "<svg viewBox=\"0 0 264 264\" xmlns=\"http://www.w3.org/2000/svg\"><path fill=\"white\" fill-rule=\"evenodd\" d=\"M1 1H2V0H1ZM4 1H5L6 4H5V3H3V4H5V8H6V11H7V12H8L9 10H10V12H11L13 9L16 10V9H15V8H16V5H17V4H15V3H16V0H15V1H14V0H4ZM38 1H39V0H38ZM40 1H41V0H40ZM40 1H39V3H40ZM42 1H43V0H42ZM45 1H46V0H45ZM45 1H44V2H45ZM47 1H48V0H47ZM52 1H53V0H52ZM52 1L49 0V3H51ZM62 1H63V0H62ZM93 1H94V0H93ZM98 1H99V0H98ZM112 1H113V0H112ZM112 1H110V3H111ZM120 1H121V0H120ZM129 1H130V0H129ZM134 1H135V2H136V1H140V3H141V1H143V0H134ZM144 1H145V0H144ZM148 1L150 2V0H148ZM2 2H3V1H2ZM2 2H1V3H2ZM27 2H28V1H27ZM30 2H31V1H30ZM30 2H29V3H30ZM63 2H65V1H63ZM69 2H70V1H69ZM89 2H90V1H89ZM95 2H96V1H95ZM113 2H114V1H113ZM113 2H112V3H113ZM127 2H128V0H127ZM132 2H133V1L131 0V4H132ZM146 2H147V1H146ZM146 2H145V3H146ZM17 3H18V1H17ZM19 3H20V2H19ZM21 3H22V2H21ZM23 3H24V2H23ZM32 3H37V2H32ZM58 3H59V2H58ZM99 3H101V0H100ZM102 3H103V0H102ZM104 3H105V2H104ZM116 3H118V2H116ZM133 3H134V2H133ZM46 4H48V3H46ZM46 4L44 3V5H46ZM54 4H56L55 1H54ZM60 4H61V2H60ZM66 4H67V3H66ZM68 4H70V3H68ZM96 4H97V2H96ZM114 4H115V3H114ZM118 4H120V3H118ZM121 4H122V1H121ZM121 4H120V5H121ZM127 4H129V2H128ZM131 4H130V5H131ZM135 4H136V3H135ZM142 4H144V3H142ZM25 5H26V4H25ZM25 5H23V7H24ZM33 5H35V4H33ZM44 5H43L42 7H44ZM50 5H51V4H50ZM56 5H57V4H56ZM63 5H64V4H63ZM82 5H83V4H82ZM104 5H106V4H104ZM108 5H109V0H108ZM111 5H113V4H111ZM116 5H117V4H116ZM130 5H129V6H130ZM132 5H133V4H132ZM138 5H139V4H138ZM140 5H141V4H140ZM18 6H19V4H18ZM20 6L22 7V5H20ZM38 6H39V4H38ZM40 6H41V4H40ZM40 6H39V8H41ZM46 6H47V5H46ZM59 6H60V5H59ZM94 6H95V4H94ZM113 6H114V5H113ZM125 6H126V5H125ZM129 6H128V7H129ZM141 6H142V5H141ZM1 7H3V6H1ZM48 7H49V6H48ZM54 7H56V6L54 5ZM61 7H63V6H61ZM61 7H60V8H61ZM76 7H77V6H76ZM79 7H80V6H79ZM98 7H99V6H98ZM98 7H97V8H98ZM101 7H102V6H101ZM110 7H111V6H110ZM115 7H116V6H115ZM120 7H121V6H120ZM123 7H124V5H123ZM123 7H122V8H123ZM126 7H127V6H126ZM126 7H125V8H126ZM128 7H127V8H128ZM131 7H132V6H131ZM136 7H137V6H136ZM24 8H25V7H24ZM31 8H32V7H31ZM36 8H37V6H36ZM36 8H35V9H36ZM52 8H53V7H52ZM56 8H57V7H56ZM83 8H84V7H83ZM83 8H82V9H83ZM95 8H96V7H95ZM95 8H94V9H95ZM125 8H124V10H125ZM133 8H134V7H133ZM133 8H132V9H133ZM141 8H142V7H141ZM141 8H140V10H141ZM0 9H2V8H0ZM37 9H38V8H37ZM42 9H43V8H42ZM82 9L80 8V10H82ZM88 9H89V8H88ZM91 9H92V8H91ZM94 9H92V10H94ZM99 9H100V8H99ZM101 9H102V8H101ZM101 9H100V10H101ZM104 9H105V8H104ZM104 9H103V10H104ZM108 9H109V8H108ZM112 9H113V8H112ZM137 9H138V8H137ZM137 9H136V10H137ZM3 10H4V9H3ZM3 10L0 11V14H1V12H2V17H4V16H5V13H6L5 10H4V11H3ZM22 10H23V9H22ZM38 10H39V9H38ZM40 10H41V9H40ZM40 10H39V11H40ZM47 10H51V9H47ZM57 10H59V9L57 8ZM76 10H77V9H76ZM78 10H79V9H78ZM80 10H79V11H80ZM89 10H90V9H89ZM103 10H102V12H103ZM122 10H123V9H122ZM134 10H135V9H134ZM134 10H133V11H134ZM136 10H135V12H136ZM27 11H28V10H26V13H27ZM30 11H31V10H30ZM34 11H35V10H34ZM54 11H55V10H54ZM61 11H62V10H61ZM61 11H60V13H62ZM74 11H75V10H74ZM79 11H78V13L81 12V11H80V12H79ZM82 11H83V10H82ZM85 11H87V10H85ZM94 11H95V10H94ZM112 11H113V10H112ZM112 11H111V12H112ZM127 11H129V10L127 9ZM4 12H5V13H4ZM35 12H36V11H35ZM37 12H38V11H37ZM51 12L53 13V10H52ZM72 12H73V11H72ZM100 12H101V11H100ZM102 12H101V13H102ZM106 12H107V11H106ZM106 12H105V13H106ZM109 12H110V11H109ZM116 12H117V10H116ZM121 12H123V11H121ZM124 12H126V11H124ZM130 12H131V11H130ZM130 12H129V13H130ZM135 12H134V13H135ZM138 12H139V11H138ZM3 13H4V16H3ZM14 13H15V12H14ZM26 13H25V14H26ZM84 13H85V12H84ZM86 13H90V11H89V12H86ZM97 13H99V11H98ZM107 13H108V12H107ZM117 13H118V12H117ZM117 13H116V14H117ZM151 13H152V12H151ZM262 13H263V12H262ZM6 14H7V13H6ZM11 14H12V12H11ZM28 14H29V12H28ZM31 14H33V12H32ZM34 14H35V13H34ZM34 14H33V15H34ZM36 14H37V13H36ZM36 14H35V15H36ZM53 14H54V13H53ZM55 14H56V13H55ZM90 14H91V13H90ZM92 14H94V13H92ZM99 14H100V13H99ZM103 14H104V13H103ZM120 14H121V13H120ZM120 14H118V15H120ZM136 14H137V12H136ZM143 14H144V13H143ZM7 15H8V14H7ZM12 15H13V14H12ZM26 15H27V14H26ZM29 15H30V14H29ZM46 15H48V14H46ZM50 15H51V13H50ZM50 15L47 16L46 18H43V19H41V18H38V19H37V18H33V16H32V17H31V22H32V20H35V22L37 21V23H43V25H44V27H42L43 29L40 31V33H39V35H38V37L41 38V46H40V48L42 47V49H41V50H42V56H43V59H42V60H45V62H48L49 65H48V64H47V65L50 66V65H52V64L50 63V61L52 60V58H53V59L56 58V59H55V64L52 65V66L50 67L51 69H50L49 67H46V66H45V69L49 68L50 72H51V70L53 69V70H54L53 73L55 74V77H56V78H55L56 81L53 80L52 83L50 82V84H52V86H53V82L55 81L56 83L54 82V86L52 87L53 89L50 88V89H52V90H49V89H48L47 92H46V91H45V85L48 84V86H49V85H50V84L48 83L49 81L46 82L45 79H44V78H46V77H43L44 75H41V76H40L41 73H39V77H40V79L37 77L38 82H39V83H38L39 91H38L37 89H35V88H34V89L37 90L38 92H36V91H31V89L34 90L33 88H31V89H29L30 91L27 90V92H28L27 94L29 95V92H30V93H34V92H35L36 94L39 93V94H38V98H39V99L37 98V101H39V100H40V102L43 101V102H45V105L47 104L46 101L49 100V99H48V97H49L48 94H49L50 92H51V95H52V92H54L53 96H54L55 98H56V97L59 98L60 100H61V99H64V100H65V98H67V100H68V97L70 98V97H72V96L79 97L80 99H81V96H83V97H85V98L88 97V99H89V95H88V94H89V87H90V86H87V87H86V85H87V84L89 85V84L91 83L90 81H87L88 79L90 80V78H88V76H87V74H90V73H86V75H85V74H84L85 72L83 73V70L81 69L82 74L85 75V76H80V77H79V80H78L77 82L75 81L76 83L73 84V83L71 82V77H72L73 75H70V74H74V75H75V73H77V74L79 75V74H80V73H79V70H80V69L78 70L79 67H77V66H75V65H74V66L77 67V69H76L75 67H74V68L70 67V65H69V61H71L72 58H71V59H69L70 57L67 58V57L70 55V53L68 54V56L66 55V57H64V56H62L61 53L55 52V50H54L53 48H51V46H50L52 43L48 41V27H50V26H48V25H49V21L52 20V18L55 19V18L53 17V15H51L52 18H50ZM56 15H57V14H56ZM88 15H89V14H87V16H88ZM97 15H98V14H97ZM104 15H105V14H104ZM110 15H112V14H110ZM132 15H133V14H132ZM134 15H135V14H134ZM157 15H158V14H157ZM244 15H245V14H244ZM244 15H243V16H244ZM8 16H9V15H8ZM8 16H6V17L8 18ZM37 16H38V15H37ZM54 16H55V15H54ZM58 16H59V12H58ZM72 16H73V15H72ZM81 16L83 17L84 15H81ZM98 16L101 17L100 15H98ZM113 16H114V15H113ZM113 16H111V17H113ZM123 16H124V15H123ZM129 16H130V14H129ZM151 16H152V15H151ZM6 17H4V18H6ZM10 17H11V16H10ZM12 17H15V16H12ZM24 17H25V16H24ZM77 17H78V16H77ZM89 17H90V15H89ZM91 17H92V16H91ZM107 17H109L108 14H107ZM111 17L109 18L110 20H111ZM132 17H133V16H131L130 18H132ZM134 17H135V16H134ZM136 17H137V15H136ZM143 17H144V16H143ZM143 17H142V18H143ZM4 18H2L1 21H2ZM7 18H6V20H8ZM25 18H28V17H25ZM56 18H57V17H56ZM61 18H62V17H61ZM83 18H84V17H83ZM94 18H95V16L93 15V19H94ZM113 18H116V17L114 16ZM142 18H140V23L143 22V21L141 20ZM162 18H163V17H162ZM162 18H161V20H160V19H159V20L162 21ZM13 19H14V18H13ZM75 19H76V17H75ZM80 19H81V18H80ZM89 19H90V18H89ZM91 19H92V18H91ZM98 19H100V18H98ZM120 19H121V18H120ZM132 19H135V18H132ZM132 19H131V21H132ZM137 19H138V17L136 18V20H137ZM164 19H166V18H164ZM257 19H258V18H257ZM263 19H264V18H263ZM10 20H11V18H10ZM10 20H8V22H9ZM43 20H44V21H43ZM56 20H57V19H56ZM59 20H60V19H59ZM59 20H58V21H59ZM61 20H62V19H61ZM95 20H97V17H96V19H94V22H95ZM110 20H109V21H110ZM117 20H118V19H117ZM143 20H144V19H143ZM147 20H148V19H147ZM155 20H156V19H155ZM166 20H167V19H166ZM166 20H165V21H166ZM4 21H5V20H3V22H4ZM73 21H74V20H73ZM75 21H76V20H75ZM78 21H79V20H78ZM89 21H93V20H89ZM129 21H130V20H129ZM13 22H14V20H13ZM29 22H30V21H29ZM33 22H34V21H33ZM51 22H52V21H51ZM53 22H55V21L53 20ZM96 22H97V21H96ZM134 22H135V21H134ZM153 22H154V21H153ZM163 22H164V21H162V23H163ZM256 22H257V21H256ZM10 23H11V22H9L8 25H9ZM37 23H36V25H37ZM58 23H59V22H58ZM74 23H75V22H74ZM117 23H118V22H117ZM145 23H146V22H145ZM160 23H161V22H160ZM5 24H6V22H5ZM28 24H29V23H28ZM53 24H55V23H53ZM60 24H61V21H60ZM71 24H72V23H71ZM91 24H92V23H91ZM91 24H90V25H91ZM121 24H122V21H121ZM135 24H136V23H135ZM137 24H138V23H137ZM156 24H158V23L156 22ZM13 25H15V23H14ZM16 25H17V24H16ZM41 25H42V24H41ZM75 25H76V24H75ZM75 25H74V26H75ZM78 25H79V24H78ZM95 25H96V23H95ZM123 25H124V24H123ZM149 25H150V24H149ZM158 25H159V24H158ZM160 25H161V24H160ZM253 25H254V24H253ZM10 26H11V24H10L9 27H7V28L10 29ZM29 26H30V25H29ZM29 26H28V27H29ZM31 26H32V25H31ZM39 26H40V25H39ZM52 26H54V25H52ZM52 26H51V28H52ZM56 26H57V25H56ZM74 26H73V27H74ZM76 26H77V25H76ZM92 26H93V25H92ZM128 26H130V25H128ZM142 26H143V25H142ZM11 27H12V26H11ZM33 27H34V26H33ZM58 27H59V24H58ZM61 27H62V25H61ZM73 27H72V28H73ZM94 27H95V26H94ZM3 28H4V27H3ZM7 28H6V29H7ZM13 28H14V27H13ZM13 28H12V29H13ZM26 28H27V27H26ZM35 28H36V27H35ZM40 28H41V27H40ZM53 28H54V27H53ZM75 28H76V27H75ZM117 28H118V27H117ZM117 28H116V29H117ZM135 28H136V27H135ZM144 28H145V26H144ZM9 29H7V31H8ZM12 29H10V30H11L10 32L8 31V32H9V35H8V36H10V37H8V39H6V40L8 41V40L10 39V43H11L12 47H10L9 49H11L10 52H11L12 54L9 53V52H8V53L11 55V56H10V55H9V56L12 58V60H14V64H15V61L18 60V53H16L17 50H18V49L16 50V48H18V47H16L17 45H15V43H16V39H14V38H15L14 36L16 35L17 32H16L15 29H13L14 31H13ZM29 29H31V28L29 27ZM32 29H33V28H32ZM36 29L39 30V27H37ZM56 29H57V27H56ZM56 29H54V35H55V31H56ZM92 29H93V28H92ZM92 29H91V31H92ZM113 29H114V28H113ZM149 29H150V28H149ZM152 29H153V27H152ZM4 30H5V28H4ZM57 30H58V29H57ZM61 30H62V29H61ZM61 30H60V31H61ZM73 30H74V29H71V31H73ZM75 30H76V29H75ZM125 30H127V29H125ZM128 30H129V29H128ZM134 30H135V29H134ZM145 30H146V28H145ZM147 30H148V29H147ZM7 31H6V32H7ZM30 31H31V30H30ZM51 31H52V29H51ZM69 31H70V30H69ZM71 31H70V34H71ZM96 31H97V30H96ZM117 31H120V30L117 29ZM149 31H150V30H149ZM155 31H156V30H155ZM14 32H16L15 35H14ZM31 32H33V30H32ZM36 32H37V30H36ZM36 32H34V33H36ZM49 32H50V31H49ZM57 32H58V31H57ZM73 32H74V31H73ZM73 32H72V33H73ZM75 32H76V31H75ZM75 32L73 33L74 35L77 34V33H75ZM113 32H114V30H113ZM126 32H127V31H126ZM141 32H142V31H141ZM146 32H147V31H146ZM150 32H151V31H150ZM4 33H5V32H4ZM51 33H52V32H51ZM123 33H124V32H123ZM123 33H122V35H123ZM147 33H149V32H147ZM151 33H152V32H151ZM56 34H58V33H56ZM59 34H60V32H59ZM59 34H58V37H59ZM68 34H69V33H68ZM127 34H128V33H127ZM131 34H132V33H131ZM17 35H18V34H17ZM29 35H30V34H29ZM32 35H33V34H31V38H32ZM35 35H36V34H35ZM54 35H52V37H53ZM125 35H126V34H125ZM125 35H124V36H125ZM129 35H130V34H129ZM144 35H145V33H144ZM146 35H147V34H146ZM148 35L150 36L151 34H148ZM27 36H28V34H27ZM49 36H50V35H49ZM60 36H61V35H60ZM78 36H79V35H78ZM131 36H132V35H131ZM142 36H143V35H142ZM155 36H156V35H155ZM173 36H174V35H173ZM16 37H17V36H16ZM35 37H36V36H35ZM76 37H77V36H76ZM79 37H80V36H79ZM79 37H78V38H79ZM113 37H114V36H113ZM125 37H126V36H125ZM125 37H124V38H125ZM129 37H130V36H129ZM132 37H133V36H132ZM6 38H7V37H6ZM20 38H21V37H20ZM31 38H30V39H31ZM53 38H54V37H53ZM60 38H61V39H60V42H61L62 37H60ZM82 38H83V37H82ZM122 38H123V37H122ZM122 38H121V39H122ZM127 38H128V35H127ZM135 38H136V37H135ZM140 38H141V37H140ZM145 38H146V37H145ZM147 38L149 39V37H147ZM165 38H167V37H165ZM168 38H169V36H168ZM173 38H174V37H173ZM49 39H51V38H49ZM56 39H58L57 36H56ZM71 39H75V38H71ZM79 39H80V38H79ZM114 39H115V38H114ZM129 39L131 40L132 38H129ZM136 39H138V37H137ZM142 39H143V38H142ZM142 39H141V40H142ZM169 39H170V38H169ZM171 39H172V38H171ZM174 39H175V38H174ZM174 39H173V40H174ZM3 40H4V39H3ZM17 40H18V38H17ZM35 40H37V39L35 38ZM51 40H52V42H53V39H51ZM76 40H77V39H76ZM76 40H74V43H75ZM118 40H120V37H118ZM122 40H123V39H122ZM126 40H127V39H126ZM132 40H133V39H132ZM132 40H131V41H132ZM139 40H140V39H139ZM139 40H138V41H139ZM141 40H140V41H141ZM152 40H153V39H152ZM167 40H168V39H167ZM178 40H179V39H178ZM56 41H57V40H56ZM78 41H79V40H78ZM83 41H84V40H83ZM124 41H125V40H124ZM143 41L145 42L146 39H145V40L143 39ZM143 41H142V42H136V43L133 41V43H135V45H136V47H135L136 49H135V50L137 51V52L135 53V55L137 54V55L135 56V58L138 57V61H139V57H140V58L142 57V54H141V53H142V51H143L144 48H145L144 45H146V47H147V45H148V44H146V43L144 44ZM148 41H149V40H148ZM150 41H151V40H150ZM81 42H82V39L80 40V43H76V44H81ZM120 42H122V41H120ZM126 42H127V41H126ZM146 42H147V41H146ZM171 42H172V41H171ZM176 42H177V41H176ZM185 42H186V41H185ZM187 42H188V41H187ZM7 43L9 44V42H7ZM7 43H6V44H7ZM35 43H36V41H35ZM69 43H70V41H69ZM118 43H119V42H118ZM128 43L130 44V41H129ZM147 43H149V42H147ZM33 44H34V43H33ZM37 44H38V43H37ZM37 44H36V46H37ZM39 44H40V43H39ZM56 44H59V45H60V43H57V42H56ZM64 44H65V43H64ZM71 44H72V43H71ZM170 44H172V43H170ZM192 44H193V43H192ZM11 45H10V46H11ZM96 45H97V44H96ZM119 45H120V43H119ZM126 45H127V44H126ZM131 45H133V44L131 43ZM167 45H169V43H168ZM181 45H182V44H181ZM7 46H9V45H7ZM55 46H56V45H55ZM57 46H58V45H57ZM61 46H63L62 43H61ZM61 46H58V49H59V47H60V51H61V48H62ZM67 46H68V44H67ZM69 46H70V45H69ZM71 46H72V48H73V45H71ZM76 46H78V45H76ZM79 46H80V45H79ZM79 46H78V49H79ZM81 46H82V45H81ZM103 46H104V45H103ZM120 46H121V45H120ZM127 46H128V45H127ZM152 46H153V45H152ZM187 46H188V45H187ZM37 47H38V46H37ZM53 47H54V46H53ZM74 47H75V46H74ZM118 47H119V46H118ZM123 47H124V45H123ZM130 47H131V46H130ZM133 47H134V46H133ZM170 47H171V46H170ZM173 47H174V46H173ZM177 47H178V46H177ZM182 47H183V46H182ZM184 47H185V46H184ZM192 47H193V46H192ZM34 48H35V47H34ZM54 48H55V47H54ZM65 48H67L66 45H65ZM104 48H105V47H104ZM109 48H110V46H109ZM150 48H151V47H150ZM153 48H154V46H153ZM187 48H188V47H187ZM187 48H186V49H187ZM0 49H1V48H0ZM6 49H8V48H6ZM9 49H8V50H9ZM35 49H36V48H35ZM55 49H57V48H55ZM78 49H77V50H78ZM92 49H93V48H92ZM115 49H116V48H115ZM119 49H120V48H119ZM121 49H122V47H121ZM125 49H126V48H125ZM170 49H171V48H170ZM181 49H182V48H181ZM189 49H190V47H189ZM2 50H3V49H2ZM2 50H0V51H2ZM64 50H65L66 53H67V50H66V49H64ZM77 50H76V52H77ZM81 50H82V49H81ZM89 50H90V49H89ZM109 50H110V49H109ZM129 50H130V48H128L127 52L125 53V57H126V60H127L128 62H130L131 59H132V57H134L133 54L131 53V52L133 51V48H132V51H131V52H128ZM152 50H153V49H152ZM21 51H22V50H21ZM36 51H37V50H36ZM56 51H57V50H56ZM60 51H59V52H60ZM68 51H69V50H68ZM70 51H71V49H70ZM72 51H74V48H73ZM91 51H92V50H91ZM111 51H112V50H111ZM146 51H147V50H146ZM146 51H145V52H146ZM172 51H173V49H172ZM176 51H177V50H176ZM178 51H180V50H178ZM5 52L7 53L6 50H5ZM5 52L3 51L4 54H5ZM27 52H28V51H27ZM62 52H64V51H63V48H62ZM74 52H75V51H74ZM74 52H73V53H74ZM78 52H79V51H78ZM80 52H81V51H80ZM83 52H84V51H83ZM123 52H124V51L122 50L121 53H123ZM133 52H135V51H133ZM143 52H144V51H143ZM151 52H152V51H151ZM174 52H175V51H174ZM174 52H173V53H174ZM182 52H183V51H182ZM198 52H199V51H198ZM0 53H1V52H0ZM19 53H20V52H19ZM31 53H32V51H31ZM39 53H41V52H38V53L36 52L37 55H40ZM66 53H65V54H66ZM73 53H72V54H73ZM93 53H94V52H93ZM147 53H149V52H147ZM147 53H146V54H147ZM169 53H170V52H169ZM25 54H26V53H25ZM33 54H34V53H33ZM33 54H32V55H33ZM36 54H35V55H36ZM74 54H75V53H74ZM80 54H81V53H80ZM87 54H88V53H87ZM87 54H86V55H87ZM0 55H1V54H0ZM7 55H8V54H7ZM7 55H6V58H8ZM35 55H34V56H35ZM83 55H85V54H83ZM89 55H90V54H89ZM89 55H88V56H89ZM147 55H148V54H147ZM172 55H173V54H172ZM172 55H171V57H172ZM182 55H183V54H182ZM200 55H202V54H200ZM204 55H205V53H204ZM26 56H27V55H26ZM34 56H33V58H34ZM42 56H41V58H42ZM55 56H56V57H55ZM70 56H71V55H70ZM75 56H76V55H75ZM78 56H79V55H78ZM113 56H114V55H113ZM122 56H123V55H122ZM144 56H145V55H144ZM185 56H186V55H185ZM1 57H2V56H1ZM20 57H21V55H20ZM20 57H19V59H20ZM31 57H32V56H31ZM36 57H37V56H36ZM36 57H35V58H36ZM38 57H39V56H38ZM38 57H37V58H38ZM71 57H72V56H71ZM81 57H82V56H81ZM85 57H86V56H85ZM93 57H94V56H93ZM93 57H92V58H93ZM98 57H99V56H98ZM109 57H110V56H109ZM147 57H148V56H147ZM147 57H146V59H149V58H147ZM198 57H199V55H198ZM201 57H203V56H201ZM211 57H214V56L211 55ZM37 58H36V59H37ZM39 58H40V57H39ZM41 58H40V59H41ZM144 58H145V57H144ZM144 58H142V59H144ZM162 58H163V57H162ZM168 58H169V57H168ZM175 58L181 63V65L183 66V69H184L185 73H187V74L189 75V77L192 78L191 81H192V80L195 81V83H194L195 85H194L193 83H192V84H193V85L195 86V88H196V90H195V91L197 92L196 95H199V96H201V98H202L203 95H204L205 93L211 94L212 92H216V91H217V89H218V87H217V83L215 84V83L213 82L214 78H213V80L211 79V78L214 77V76H212V77H211V75H210V77L208 76V74H209V73H208V70H209V69L207 70V68H208L210 65H212L210 68H214V70L216 69V70L219 71L220 69L225 68V65H226L227 63H226L225 65H223V63H221L220 61H217V58H215L216 60H212V61L210 62L211 64L209 63L210 65L208 64V67H207L205 64H200V63L198 64V63H197L198 61L196 62L197 64H195V63L192 62V61H191L192 63H190V62H188V61L185 60L186 58H184V56H183V57L180 56L179 53H176ZM175 58H174V59H175ZM203 58H204V57H203ZM0 59H1V58H0ZM4 59H5V58H4ZM8 59H10V58H8ZM8 59H6V60H8ZM74 59H75V57H74ZM94 59H96V57H94ZM156 59H158V58H156ZM169 59H170V58H169ZM207 59H208V60H211V59H209V56L207 57ZM212 59H214V58H212ZM12 60L10 59V61H12ZM25 60H26V59H25ZM33 60H34V59H33ZM38 60H39V59H38ZM83 60H84V59H83ZM126 60H125V62H126ZM151 60H152V59H151ZM151 60H150V61H151ZM160 60H161V59H160ZM160 60H159V61H160ZM188 60H189V59H188ZM201 60H202V59H201ZM218 60H219V59H218ZM221 60H222V59H221ZM0 61L2 62V60H0ZM8 61H9V60H8ZM10 61H9V62H10ZM76 61H77V60H76ZM84 61H85V60H84ZM84 61H83V62H84ZM90 61H91V60H90ZM108 61H109V60H108ZM147 61H149V60H147ZM154 61H155V60H154ZM154 61L152 60V63H153ZM178 61H177V62H178ZM204 61H205V60H204ZM222 61H223V60H222ZM20 62H21V61H20ZM20 62H19V60H18V64H19ZM33 62H35L36 64H37L38 62L40 63V61H38V62L33 61ZM45 62H44V63H45ZM51 62H52V61H51ZM73 62H75V61H73ZM83 62H82V64H83ZM109 62H110V61H109ZM109 62H108V63H109ZM134 62H135V61H134ZM140 62H141V61H140ZM143 62H144V61H142L141 63H142V64H145V63H143ZM163 62H164V61H163ZM166 62H167V61H166ZM172 62H174V61H172ZM177 62L175 61V63H177ZM201 62H202V61H201ZM3 63H4V62H2L1 64H3ZM6 63H7V61H6ZM6 63H5V64H6ZM10 63H11V62H10ZM10 63H9V64H10ZM16 63H17V61H16ZM21 63H22V62H21ZM21 63H20V64H21ZM28 63H29V62H28ZM42 63H43V62L41 61V64H42ZM44 63H43V66H44ZM76 63H77V62H76ZM89 63H90V62H89ZM135 63H136V62H135ZM135 63H134V65H135ZM137 63H138V62H137ZM149 63H150V62H149ZM169 63H170V61H169ZM202 63H203V62H202ZM11 64H13V63H11ZM14 64H13V65H14ZM18 64H17V65H18ZM20 64H19V65H20ZM36 64H33V65H36ZM74 64H75V63H74ZM130 64H132V61L130 62ZM146 64H147V62H146ZM146 64H145V65H146ZM150 64H151V63H150ZM157 64H158V61H157ZM161 64H162V62H161ZM172 64H174V63H172ZM172 64H170V65H172ZM206 64H207V63H206ZM6 65H7V64H6ZM6 65H5V66H6ZM13 65H12V67H11V68H13V70H12V69H11V70H12L13 72L16 73V69H15V71H14V67H13ZM31 65H32V63H31ZM38 65H40V64H38ZM45 65H46V64H45ZM72 65H73V63H72ZM72 65H71V66H72ZM79 65H80V64H79ZM109 65H110V64H109ZM134 65H133V66H134ZM177 65H178V64H177ZM177 65H176V66H177ZM179 65H180V64H179ZM181 65H180V66H181ZM1 66H2V65H1ZM5 66H2V67H5ZM20 66H21V65H20ZM41 66H42V65H41ZM53 66H54V68H52ZM115 66H116V65H115ZM153 66H155L154 63H153ZM156 66H157V65H156ZM162 66H163V65H162ZM167 66H168V65H167ZM35 67H36V66H35ZM89 67H90V66H89ZM160 67H161V66H160ZM237 67H238V66H237ZM0 68H1V67H0ZM15 68L19 69V67H15ZM32 68L35 70L34 66H33ZM38 68L40 69L39 66L37 67V69H38ZM41 68L43 69V67H41ZM95 68H96V67H95ZM113 68H114V67H113ZM168 68H169V67H168ZM168 68H166V70H165V68H164L165 73H166V71H168V70H167ZM170 68H172V66H171ZM170 68H169V69H170ZM173 68H174V67H173ZM177 68H178V67H177ZM181 68H182V67H181ZM227 68H228V67H227ZM261 68H262V67H261ZM4 69H5V68H4ZM7 69H9V67H7ZM7 69H6V70H7ZM70 69H71V70H70ZM157 69H158V68H157ZM175 69H176V68H174V70H175ZM253 69H254V67H253ZM9 70H10V69H9ZM19 70L21 71V69H19ZM49 70H48V72H47V70H45V72L49 74ZM89 70H90V69H89ZM111 70L114 72L115 69H114V70L111 69ZM127 70H128V69H127ZM159 70H160V69H159ZM172 70H173V69H172ZM172 70H171V71H172ZM177 70H178V69H177ZM177 70H176V72H177ZM181 70H182V69H181ZM181 70H180V71H181ZM216 70H215V71H216ZM223 70H225V69H223ZM226 70H227V69H226ZM236 70H237V69H236ZM246 70H247V69H246ZM12 71H11V72H12ZM35 71H36V70H35ZM35 71H34V72H35ZM81 71H80V72H81ZM86 71H88V70H86ZM94 71H95V70H94ZM160 71H162V69H161ZM184 71H183V72H184ZM211 71H212V70H211ZM211 71H210V72H211ZM247 71H249V70H247ZM247 71H246L245 73L242 72V74L244 73V75H243L242 77H240V78H237V77H233V78L231 77V78H229V82H227V84H229V86H230L229 89H231V90L234 91V92H235V91L239 92L238 90H240V91H241V89L244 90V89H245L246 87H248L251 83H252V84H253V83H254V84H258L259 86H261V84H262V88H263V86H264V79L259 78L258 75H257L258 77H256V75L253 76V75H251L250 73H248ZM13 72L11 73V74H12L11 76H13V74H14ZM18 72H19V71H18ZM36 72H37V74H38V71H36ZM39 72H40V71H39ZM43 72H44V69H43ZM45 72H44L43 74H46ZM73 72H74V73H73ZM88 72H92V71L90 70V71H88ZM110 72H111V71H110ZM113 72H112V73H113ZM212 72H213V71H212ZM237 72H238V70H237ZM239 72H240V71H239ZM2 73H3V72H2ZM4 73H5V71H4ZM4 73H3V74H4ZM8 73H9V72H8ZM21 73H22V72H21ZM26 73H27V72H26ZM53 73H52V74H53ZM114 73L116 74V70H115ZM161 73H164V71L161 72ZM161 73H159V74H161ZM168 73H169V71L167 72V74L163 75V77H164V76H166V77H167V76H170V75H168ZM171 73H172V72H171ZM171 73H170V74H171ZM174 73H175V72H174ZM177 73H178V72H177ZM181 73H182V71H181ZM251 73H252V72H251ZM3 74H1V75L3 76ZM5 74H6V73H5ZM77 74H76V75H77ZM115 74H114V75H115ZM178 74H179V73H178ZM182 74H183V73H182ZM182 74H179V75H180L179 77H181ZM212 74H213V73H212ZM216 74H217V73H216ZM242 74H241V75H242ZM254 74H256V73L254 72ZM6 75H7V74H6ZM17 75H18V74H17ZM23 75H24V74H23ZM32 75H33V73H32ZM76 75H75V77H76ZM80 75H81V74H80ZM90 75H91V74H90ZM175 75H176V73H175ZM214 75H215V74H214ZM241 75H240V76H241ZM7 76H8V77H11L9 74H8ZM7 76H6V77L3 76V77L7 78ZM20 76H21V75H20ZM20 76H19V79L21 80ZM25 76H26V79H25V77H24V79L27 81V79H28V78H27V74H26ZM28 76H29V74H28ZM34 76H35V75H34ZM45 76H46V75H45ZM112 76H113V75H112ZM118 76H119V75H118ZM182 76H184V75H182ZM185 76L187 77V75H185ZM226 76H228V75H226ZM13 77H15V76H13ZM13 77H11L10 79H12ZM21 77H22V76H21ZM30 77H32L31 74H30ZM51 77H52V75H51ZM77 77H78V76H77ZM90 77H91V76H90ZM116 77H117V76H116ZM161 77H162V76H161ZM174 77H175V76H174ZM177 77H178V75H177ZM177 77H176V78H177ZM179 77H178V78H179ZM260 77H261V76H260ZM5 78H4V79H5ZM15 78H17V76H16ZM22 78H23V77H22ZM47 78H48V77H47ZM87 78H88V79H87ZM112 78H113V77H112ZM168 78H169V77H168ZM172 78H173V77H172ZM178 78H177V79H178ZM183 78H185V77H183ZM236 78H237V79H236ZM263 78H264V77H263ZM10 79H9V80H10ZM19 79H18L19 82L16 81L17 79H16V80L14 79V80L16 81L17 84L20 83V82L23 83V81H20ZM29 79H31V78H29ZM34 79H35V78H34ZM49 79H52V78H49ZM53 79H54V78H53ZM177 79H176V80H177ZM179 79H180V78H179ZM179 79H178V80H179ZM188 79H189V78H188ZM1 80H3V79L1 78ZM14 80H13V81H14ZM25 80H24V84L26 83ZM32 80H33V79H32ZM46 80H47V79H46ZM76 80H77V78H76ZM163 80H164V79H163ZM166 80H168V79L166 78ZM171 80H172V79H171ZM180 80H181V79H180ZM189 80H190V79H189ZM4 81H5V80H4ZM10 81H11V80H10ZM15 81H14V83H15ZM30 81H31V80H30ZM168 81H169V80H168ZM172 81H175V79L172 80ZM185 81H186V80H185ZM194 81H192V82H194ZM221 81H222V80H221ZM2 82H3V81H2ZM36 82H37V81H36ZM164 82H165V81H164ZM179 82H180V81H179ZM179 82L176 84V85H178V87L181 86V85L179 86V84H180ZM181 82H182V80H181ZM16 83H15V84H16ZM27 83H29V82L27 81ZM27 83H26V84H27ZM30 83H31V82H30ZM33 83H35V82H33ZM33 83H32V84H33ZM161 83H162V82H161ZM187 83H188V82H187ZM189 83H190V82H189ZM2 84H3V83H2ZM4 84H6V83H4ZM24 84H23V85H24ZM32 84H31V85H32ZM35 84H36V83H35ZM164 84H166V83H164ZM168 84H169V82H168ZM181 84H183V83H181ZM184 84H185V83H184ZM252 84H251V85H252ZM254 84H253V85H254ZM9 85H10V84H9ZM20 85H21V84H20ZM73 85L75 86L76 89H74V90H76V91H75V94H73V95L71 96V92H70V91H72L71 89H73V88H72ZM176 85H175V86H176ZM247 85H248V86H247ZM10 86H11V85H10ZM27 86L30 87V85H28V84H27ZM189 86H191V83H190ZM189 86H188V84H187V87H188V88H189ZM194 86H193V87H194ZM256 86H257V85H256ZM15 87H16V86H15ZM17 87H19V86H17ZM17 87L15 88L16 90H17ZM24 87H26V86H24ZM31 87H32V86H31ZM33 87H35L34 84H33ZM50 87H51V86H50ZM163 87H165V85H164ZM170 87H171V86H170ZM176 87H177V86H176ZM183 87H184V86H183ZM187 87H186V88H187ZM223 87H224V86H222V88H223ZM20 88H21V87H20ZM97 88H98V86H97ZM165 88H166V87H165ZM168 88H169V87H168ZM168 88H167V89H168ZM181 88H182V87H181ZM227 88H228V87H227ZM248 88H249V87H248ZM254 88H255V87H254ZM26 89H27V88H26ZM46 89H47V88H46ZM91 89H92V88H91ZM93 89H94V88H93ZM173 89H174V88H173ZM192 89H193V88H192ZM18 90H19V89H18ZM69 90H70V91H69ZM169 90H171V89L169 88ZM180 90H181V89H180ZM183 90H186V89H183ZM220 90H222V89H220ZM23 91H24V90H23ZM172 91H173V90H172ZM177 91H178V89H177ZM177 91H176V92H177ZM188 91H189V90H187V92H188ZM191 91H192V90H190L189 92H191ZM258 91H259V90H258ZM262 91H263V90H262ZM24 92L26 93V91H24ZM48 92H49V93H48ZM72 92H73V91H72ZM97 92H98V91H96V93H97ZM129 92H130V91H129ZM169 92H170V91H169ZM174 92H175V91H174ZM183 92H184V91H183ZM187 92L185 91V94H186ZM189 92H188V93H189ZM196 92H195V93H196ZM219 92H220V91H219ZM90 93H91V92H90ZM94 93H95V92H94ZM105 93H106V92H105ZM127 93H128V92H127ZM188 93H187V94H188ZM192 93H193V92H192ZM221 93H222V92H221ZM226 93H227V92H226ZM228 93H229V92H228ZM228 93L225 94V95H227V96H229V97H230V96H233V94L231 95V92H230V95H228ZM241 93H243V92H241ZM246 93H247V92H246ZM246 93H245V96H246ZM2 94H3V93H2ZM27 94H25V95H27ZM99 94H100V93H99ZM101 94H102V93H101ZM176 94H177V93H176ZM182 94H183V93H182ZM190 94H191V93H190ZM218 94H219V93H217V95H218ZM236 94H239V93H236ZM243 94H244V93H243ZM22 95H24V93L21 94V96H22ZM178 95H179V94H178ZM192 95L194 96V93L191 94V96H192ZM196 95H195V96H196ZM205 95H206V94H205ZM215 95H216V94H215ZM225 95H224V96H225ZM0 96H1V95H0ZM4 96H5V95H4ZM32 96H34V95L32 94ZM99 96H100V95H99ZM103 96H105V95H103ZM172 96H173V95H172ZM175 96H176V95H174V97H175ZM181 96H182V95H181ZM184 96H185V95H184ZM184 96L182 97V99H183V98L185 99ZM186 96H187V95H186ZM208 96H210V95H207V97H208ZM213 96H214V94H213ZM227 96H226V98H227ZM234 96L236 97V95H234ZM241 96H242V94H241ZM257 96H258V95H257ZM19 97H20V96H19ZM26 97H27V96H26ZM28 97H30V96H28ZM34 97H37V96H34ZM54 97H53V99H54ZM83 97H82V98H83ZM90 97H92V96H90ZM95 97H96V96H95ZM97 97H98V96H97ZM123 97H124V96H123ZM176 97H177V96H176ZM178 97H179V96H178ZM188 97H189V96H187V99H188ZM207 97H206V98H207ZM217 97H218V96H216V99H217ZM220 97H221V95L219 94V98H220ZM239 97H240V96H239ZM2 98H4V97H2ZM24 98H25V96L23 97V100H24ZM30 98H31V97H30ZM30 98H28L29 100H31V101H29V102H32L33 99H34V100L36 99V98H33V99H32V98L30 99ZM50 98H51V97H50ZM74 98H75V97H74ZM74 98L72 97V99H74ZM85 98H83V99H85ZM105 98H106V97H105ZM191 98H193V97H191ZM191 98L189 97L190 100H191ZM195 98H196V97H195ZM203 98H205V96H204ZM203 98H202V100L200 99V101H197V102H200V103H201V105L203 106V108H200V109L205 110V111L207 112V113H206L207 116L210 115L209 113H213V114L215 113V115L212 116V117H213V118H212V120H213V124H214V123H218V124L221 125V127H222V126H223V127H224V126H226V127L233 126V128L235 127V126L233 125V124H235V122L232 121L231 117H229L228 114H226L225 112L222 114L221 112H223V111H220V112H219V111H217V110H213L212 107L209 108V107H208L209 105H207V104H206L207 106L204 105L205 102H203V100H204ZM209 98H210V97H208V99H209ZM232 98H233V97H232ZM242 98H243V97H242ZM251 98H252V97H251ZM0 99H1V98H0ZM5 99H6V98H5ZM15 99H16V98H15ZM20 99H21V101H23V100H22V97H20L18 100H20ZM26 99H27V98H26ZM28 99H27V100H28ZM53 99H51V101H52ZM70 99H71V98H70ZM70 99H69L68 101H70ZM72 99H71V100H72ZM75 99H77V98H75ZM75 99H74V100H75ZM80 99H79V100H80ZM101 99H102V98H101ZM178 99H179V98H178ZM178 99H177V100H178ZM193 99H194V98H193ZM193 99H192V100H193ZM198 99H199V97H198ZM208 99H207V100H208ZM211 99H212V96H211V98H210L209 100H211ZM213 99H215V97H214ZM220 99H222V98H220ZM223 99H225V98H223ZM223 99H222V100H223ZM228 99H229V98H228ZM230 99H231V97H230ZM253 99H254V98H253ZM16 100H17V99H16ZM27 100H26L25 102H26V105L28 106V104H27L28 101H27ZM34 100H33V103H34ZM67 100H66V101H67ZM74 100H72V101H74ZM79 100H78V102H79ZM86 100H87V99H86ZM98 100H99V99H98ZM104 100H106V99H104ZM175 100H176V98H175ZM177 100H176L175 102H177L178 104L180 103V105H181V104H182V103H181L182 100H181L180 102H178ZM179 100H180V99H179ZM196 100H197V99H196ZM222 100H221V102H222ZM233 100H234V99H233ZM0 101L2 102V101H4V100L2 99V100H0ZM13 101H14V99H13ZM49 101H50V100H49ZM49 101H48V104H49ZM51 101H50V104L52 103ZM66 101H65V102H66ZM72 101H71V102H72ZM96 101H97V99H96ZM107 101H108V100H106V102H107ZM117 101H118V100H117ZM123 101H124V100H123ZM173 101H174V100H173ZM204 101H206V99H205ZM217 101H218V99H217ZM224 101H225V100H224ZM251 101H253V100H251ZM263 101H264V100H263ZM4 102H5V101H4ZM17 102L19 103L20 101H17ZM25 102L23 101L22 103H24V105H25ZM35 102H36V101H35ZM43 102H42V103H43ZM56 102H57V101H56ZM56 102H55V104H56ZM61 102H62V101H61ZM74 102H76V100H75ZM94 102H95V101H94ZM104 102H105V101H104ZM182 102H184V101H182ZM188 102H189V100H188ZM188 102L185 101L186 106H187V105L190 106V105H192V103H193V102L191 101V102H192L191 104H187ZM195 102H196V101H195ZM215 102H216V101H215ZM219 102H220V101H219ZM221 102H220V103H221ZM231 102H232V101H230V103H231ZM6 103H7V102H6ZM11 103H12V102H11ZM15 103H16V102H15ZM18 103H17V104H18ZM20 103H21V102H20ZM20 103H19V104H20ZM22 103H21V104H22ZM42 103H41L40 106H44V105H43L44 103H43V104H42ZM62 103L64 104V101H63ZM108 103H109V102H108ZM108 103H106V104L108 105ZM114 103H115V102H114ZM177 103H176V104H177ZM185 103H184V104H185ZM189 103H190V102H189ZM200 103H198V104H200ZM207 103H208V102H207ZM212 103H213V101H212ZM217 103H218V102H216V103H214V104H217ZM230 103H228V104H230ZM232 103H233V102H232ZM232 103H231V104H232ZM3 104H5V103H3ZM12 104H13V103H12ZM17 104H16V107H17V106H19V107L21 106V104H20V105H19V104L17 105ZM30 104H31V103H30ZM36 104H38V103H36ZM48 104H47V107L49 106ZM55 104H54V101H53V106H54ZM59 104H60V103H59ZM110 104H111V103H110ZM119 104H120V102H119ZM164 104H165V103H164ZM167 104H168V103H167ZM198 104H196V105H198ZM209 104H211V103H209ZM218 104H219V103H218ZM218 104H217V105H218ZM5 105H6V104H5ZM14 105H15V104H14ZM34 105H35V104H34ZM51 105H52V104H51ZM65 105H66V104H65ZM90 105H92V104H90ZM173 105H174V104H173ZM180 105H178V106H179V107H184V106H180ZM217 105H215V106H217ZM219 105L224 106V105H222V104H219ZM234 105H235V102H234ZM27 106H26V108H25V106H24V108H23V106H22V107H21V109L23 108V109H22V112L20 113V115H18V114H17L18 110L15 108V106L11 105V106L8 107V108H7V107L4 108V106H1V105H0V113H3V114H4V113H9V114H11V115L13 116V117H12V116L10 115L11 118H13V120H12V123H9L8 126H7V125H6V126H3L4 124L2 125V123H1V121H0V161L2 160V157H3V160H2V161H3V162H2L3 164H2V163H1V164L3 165L4 168H6V169H10V171H11V170H14V171H19V170H20L19 172L24 171L25 167H26V169L28 168V167H27L28 165H26V163H29L31 160H33L32 157H33V151H34L33 149H34V145H33V143H31V142H32V140H36V139H37V138H36V137H37L36 135H37L38 133L35 135V133L37 132V130H35L36 132L34 131L35 133L32 134V136H33V135L36 136V137H34V138H36V139H32V140H31V139H28L29 137L27 138V132H28V131L31 132V131H30L31 129H32V130H34V129H36V128H39V129H40V127H41L43 130H44V129H47V128H45V126H46L48 123L45 124V125L42 123V124H40V126H39V124L37 123V120H36V119H39L38 116H40V115L35 113V112H36L35 108H38L37 110H39V109H40V106H39V107H35V108H34L35 111H32V109L30 110V105H29L28 107H27ZM37 106H38V105H37ZM61 106H62V105H61ZM61 106L59 105V107H61ZM69 106H70V105H69ZM69 106H68V108H69ZM105 106H106V105H105ZM158 106H159V105H158ZM165 106H166V105H165ZM174 106H176V105H174ZM194 106H195V105H194ZM198 106H200V105H198ZM215 106H214V107H215ZM230 106H231V105H230ZM33 107H34V106H33ZM45 107H46V106H45ZM45 107H42V108L45 109ZM47 107H46V108H47ZM55 107L57 108L56 105H55ZM55 107H54V109H55ZM63 107H64V106H63ZM63 107H62V108H63ZM102 107H103V106H102ZM187 107H188V106H187ZM195 107H196V106H195ZM195 107H193V108H195ZM217 107H218V106H217ZM228 107H229V106H228ZM228 107H226V108H228ZM250 107H251V106H250ZM62 108H61V109H62ZM64 108H65V107H64ZM64 108H63V109H64ZM176 108H177V110L180 109V108H178V107H176ZM184 108H185V107H184ZM184 108H183V110H184ZM218 108H221V107H218ZM222 108H225V107H222ZM233 108H234V107H233ZM252 108H253V107H252ZM257 108H258V107H257ZM263 108H264V107H263ZM19 109H20V108H19ZM21 109H20V110H21ZM47 109H48V108H47ZM51 109H52V108H51ZM73 109H74V107H73ZM186 109H187V108H186ZM186 109H185V111H186ZM190 109H191V108H190ZM195 109H197V108H195ZM211 109H212V110H211ZM229 109H230V107H229ZM259 109H260V108H259ZM49 110H50V109H49ZM49 110H48V111H49ZM55 110H56V109H55ZM57 110H58V112L61 111V110H59V108H58ZM183 110H182V111H183ZM218 110H219V109H218ZM220 110H222V109H220ZM225 110H226V109H225ZM230 110H231V109H230ZM254 110H255V109H254ZM256 110H257V109H256ZM39 111H40V110H39ZM41 111H42V109H41ZM50 111H51V110H50ZM50 111H49V112H50ZM67 111H68V110H67ZM175 111H176V110H175ZM189 111H190V110H189ZM189 111H186V113L189 112ZM196 111H198V110H196ZM200 111H202V110H200ZM261 111H262V110H261ZM19 112H20V111H19ZM43 112H46V111H43ZM64 112H66V111H64ZM64 112L62 111L63 114H64ZM183 112H184V111H183ZM192 112L195 114L194 110H193V111H190L189 113H192ZM203 112H204V111H203ZM22 113H23V114H22ZM38 113H39V112H38ZM41 113H42V112H41ZM47 113H48V112H47ZM52 113H53V112H52ZM71 113H72V112H71ZM146 113H147V112H146ZM154 113H155V112H154ZM178 113H180V112L178 111ZM196 113H197V112H196ZM200 113L202 114V112H200ZM200 113H199V114H200ZM45 114H46V113H45ZM48 114H49V113H48ZM60 114H61V112H60ZM60 114H59V115H60ZM63 114H62V115H63ZM66 114H67V113H66ZM187 114H188V113H187ZM187 114H186V115H187ZM197 114H198V113H197ZM208 114H209V115H208ZM225 114H226V115H225ZM0 115H1V114H0ZM6 115H8V114H6ZM77 115H78V114H77ZM91 115H92V114H91ZM91 115H90V116H91ZM95 115H96V114H95ZM99 115H100V114H99ZM99 115H98V116H99ZM103 115H104V114H103ZM150 115H151V119H152V118H153V119L156 118V119H154V120H158V118H159V119L161 118V117H160V116H161L160 113H159L160 116H159L158 114H156V113H155V114H150ZM178 115H179V114H178ZM195 115H196V114H195ZM230 115H232V113H231ZM8 116H9V115H8ZM19 116L21 117V119H23V121L25 120V122H26L24 125H22V123H21V126H22V127H20V126H19L20 124L18 123L19 120L21 121V119L18 120V117H19ZM50 116H51V115H50ZM54 116H55V115H54ZM54 116H53V117L51 116V117L54 118ZM63 116H65V115H63ZM63 116H62V118H63ZM66 116H67V115H66ZM68 116H69V115H68ZM78 116H79V115H78ZM83 116H84V115H83ZM88 116H89V115H88ZM98 116H97V118H98ZM106 116H107V115H106ZM108 116H109V115H108ZM181 116H182V115H181ZM188 116H189V115H188ZM205 116H206V115H205ZM205 116H203V117H204V118H207V117H205ZM233 116H234V115H233ZM43 117H44V116H43ZM72 117H73V116H72ZM79 117H80V116H79ZM86 117H87V115H86ZM100 117H102V116H100ZM177 117H178V116H177ZM193 117H194V115H193ZM193 117H192V118H193ZM195 117H198V116H195ZM195 117H194V118H195ZM210 117H211V116H210ZM235 117H236V115H235ZM235 117H234L233 119H235ZM44 118H45V117H44ZM55 118H56V117H55ZM57 118H59V116H57ZM60 118H61V116H60ZM95 118H96V117H95ZM105 118H106V117H105ZM146 118H147V117H146ZM180 118H181V117H179V120L182 122V120H183V119H182L183 116H182V118H181L182 120H181ZM194 118H193V119H194ZM262 118H263V119H261L262 122H260V121L258 120V118H257L256 121H258V122H257V123L254 122V123H253V122L251 121L252 124H245V123L240 124L241 122L239 123V121H238V123H239L240 125L238 126V130H237V131L243 136V141H242V143H240L241 145H240L239 147H237V146L235 145L236 143L233 142V143H235V144H232V145H235L234 148H229V146H228V148H227V146H226V147L223 146V145H226V144H223V142H221L222 144H220V143H218L216 140H214V142H216V143H217V146L219 147V148L217 149L218 152H217V150H216V152H215V153H218L217 156L219 157V155H220V157L222 158V159H220V160L223 161V159H224V161H225V159H226L227 163L229 162V164H231V166L228 165V166H230V168L228 167L230 170H232L231 167L233 166V170L235 171V174H234L233 177H232V175H231L232 173H229V174L231 175V176H230V175H229V176L232 177V178H234V179H235V177H236V179H239V180H242V181H243V182L240 181L241 183H244L245 185H247L246 187H248V188L250 189V191H249V192L246 191V193H250V192H251V196H252V197H249V196H246V197H249V200H251V198H252L253 201H254V200L257 201V198H260V201H261V198L264 197V181L261 180V179L259 178L258 175H257V176H258L257 178H256L255 176L253 177L254 170H253V172H252V170L249 169L251 165H250L249 168H248V164H247V162H246V159H245V155H244V153H245L246 151L253 152V151L256 149L255 146H253V145L251 144L252 142H251V139H250V138H252L253 136H256L255 138H257L258 141L264 139V121H263V120H264V117H262ZM40 119H41V118H40ZM49 119H51V118H48V121H49ZM63 119H65V118H63ZM66 119H67V118H66ZM66 119H65V120H66ZM71 119H72V118H71ZM103 119H104V118H103ZM108 119H109V118H108ZM151 119H150V120H151ZM161 119H162V118H161ZM171 119H172V118H171ZM173 119H174V118H173ZM195 119H197V118H195ZM1 120H2V119H1ZM41 120H43L44 122H46L44 119H41ZM53 120H54V119H53ZM55 120H56V119H55ZM57 120H58V119H57ZM57 120H56V121H57ZM97 120H98V119H97ZM101 120H102V118H101ZM106 120H107V119H106ZM176 120H177V119H176ZM204 120H206V119H204ZM10 121H11V120H10ZM38 121H39V120H38ZM48 121H47V122H48ZM59 121H60V119H59ZM66 121H67V120H66ZM75 121H76V120H75ZM98 121H99V120H98ZM159 121H160V120H159ZM169 121H170V120H169ZM195 121H198V120H195ZM236 121H237V119H236ZM253 121H254V120H253ZM39 122H40V121H39ZM53 122H54V121H51V123H53ZM62 122H63V121L61 120V123H62ZM178 122H179V121H178ZM193 122H194V121H193ZM199 122H200V120H199ZM205 122H206V121H205ZM207 122H209V121L207 120ZM210 122H211V120H210ZM23 123H24V122H23ZM54 123H55V122H54ZM56 123H57V122H56ZM56 123L53 124V125H55L54 127L57 126ZM106 123H107V122H106ZM179 123H180V122H179ZM200 123H201V122H200ZM202 123H203V122H202ZM202 123H201V124H202ZM248 123H249V122H248ZM58 124H59V123H58ZM101 124H102V123H101ZM127 124H128V123H127ZM181 124H182V123H181ZM192 124H193V123H192ZM197 124H198V122H197ZM208 124H209V123H208ZM210 124H211V123H210ZM210 124H209V125H210ZM13 125H14V126H13ZM65 125H66V123H65ZM67 125H68V123H67ZM166 125H167V124H166ZM175 125H176V124H175ZM209 125H208V126H209ZM220 125H218V126L220 127ZM12 126H13L14 128L16 127L15 130L18 129V131H19V129H21V131H19V132H20L19 140H17V141H18V142H19V141H20V142L22 141V143H21L20 145H18L19 147L17 146L18 148H20L19 150H18V148L16 147L17 150H18V153H17L16 151H15L16 153L12 152V151H11L12 148H10L11 146L5 148V147L8 145V144H7V145L5 146V144H6L5 141H7V138H6V137L10 134V132L12 131V129L14 130V128H13ZM51 126H52V125H51ZM51 126H50V128L52 129ZM102 126H103V125H102ZM181 126H182V125H181ZM183 126H184V124H183ZM195 126H196V125H195ZM201 126H202V125H201ZM203 126H204V124H203ZM211 126H212V125H211ZM213 126H216V125L214 124ZM218 126H216V127H218ZM19 127H20V128H19ZM54 127H53V128H54ZM60 127H61V126H60ZM107 127H108V126H107ZM112 127H113V126H112ZM112 127H111V128H112ZM174 127H175V126H174ZM176 127H177V129H182L181 127L178 128V127H179V126H178V123H177V126H176ZM219 127H218V128H219ZM236 127H237V124H236ZM4 128H5V131H4ZM48 128H49V127H48ZM56 128H57V127H56ZM56 128H54V129L56 130ZM62 128H63L62 132H64V129H65V128H64V125H63ZM62 128H61V129H62ZM66 128H67V126H66ZM130 128H131V127H130ZM167 128H168V127H167ZM184 128H186V127H184ZM184 128H183V129H184ZM199 128H200V127H199ZM224 128H225V127H224ZM224 128H223L222 130H224ZM39 129H38V130H39ZM42 129H41V130H42ZM51 129H50V130H51ZM58 129H59V128H58ZM133 129H134V128H133ZM137 129H138V128H137ZM207 129H209V127H208ZM211 129H213V130H217V131H218V129H216L215 127H214V128H211ZM219 129H221V128H219ZM228 129H229V128H228ZM236 129H237V128H236ZM41 130H40V131H41ZM43 130H42V131H43ZM48 130H49V129H48ZM50 130H49V131H50ZM105 130H106V129H105ZM184 130H187V129H184ZM184 130H183L182 132H184ZM204 130H205V129H204ZM213 130H212V131H213ZM231 130H232V129H230L229 131L231 132ZM53 131H54V130H53ZM137 131H138V130H137ZM142 131H143V130H142ZM164 131H165V130H164ZM167 131H168V130H167ZM173 131H174V130H173ZM207 131H208V130H207ZM210 131H211V130L209 129V132H210ZM220 131H221V130H220ZM233 131H234V129H233ZM12 132H13V131H12ZM14 132H15V131H14ZM19 132H18V133H19ZM29 132H28V133H29ZM38 132H39V131H38ZM47 132H48V131H47ZM51 132H52V131H51ZM55 132H56V131H55ZM57 132H58V131H57ZM60 132H61V131H60ZM107 132H108V131H107ZM111 132H112V131H111ZM111 132H110V134L112 135ZM115 132H116V131H115ZM139 132H140V130H139ZM143 132H144V131H143ZM153 132H154V131H153ZM174 132H175V131H174ZM205 132H206V130L204 131V133H205ZM209 132H208V135H209ZM213 132H214V131H213ZM215 132H216V131H215ZM224 132H227V136L225 135V136H226L225 140H226L227 137H228V134H229L230 132L228 133L227 130H225ZM238 132H237V133H238ZM15 133H16V132H15ZM39 133H40V132H39ZM49 133H50V132H49ZM53 133H54V132H53ZM66 133H67V132H66ZM66 133H64V134H66ZM73 133H74V132H73ZM132 133H133V132H132ZM140 133H141V132H140ZM163 133H164V134H163L162 136L165 137L166 134H165V132H163ZM166 133H167V132H166ZM177 133H178V132L176 131L175 134H177ZM180 133H181V131H180ZM186 133H187V131L184 133V135H185L184 137H186ZM218 133H219V132H217V135L220 134V133H219V134H218ZM233 133H234V132H233ZM13 134H14V133H11V134H10L11 137H10V135H9L8 137H9V138H13V137H12ZM16 134H17V133H16ZM16 134H14L13 136L15 137ZM29 134H30V133H29ZM42 134H43V136H42ZM44 134H45L44 132L41 133V136L44 137ZM56 134H57V133H56ZM110 134H109V135H110ZM145 134H146V133H145ZM145 134H144V135H145ZM147 134H148V133H147ZM156 134H157V133H156ZM168 134H169V133H168ZM178 134H179V133H178ZM178 134L175 135V136H179V135H180V134H179V135H178ZM213 134H215V133H213ZM223 134H224V133H223ZM234 134H235V133H234ZM234 134H233V136H234ZM240 134H239V135H240ZM50 135H51V134H50ZM66 135H67V134H66ZM72 135H73V134H72ZM148 135H149V134H148ZM151 135H152L153 137H155V139H156L158 142H160L161 144H165L164 146H166V144H167V145L170 144V142H171V141H170V142L168 141L169 139L159 138V137H158L159 134H158V136H156L155 134H152V133H151ZM208 135H207V136H208ZM210 135H212V134L210 133ZM221 135H222V133H221ZM221 135H220V136H221ZM235 135H236V134H235ZM241 135H240V136H241ZM28 136H29V135H28ZM39 136H40V135H39ZM48 136H49V135L46 134V137H48ZM52 136H53L54 138L57 137V135H51V137H52ZM55 136H56V137H55ZM59 136L62 137L60 134L58 135V137H59ZM134 136H136V135H134ZM141 136H142V135H141ZM149 136H150V135H149ZM152 136H150V138H151ZM175 136H174V137H175ZM213 136H214V139H217L215 135H213ZM46 137H45V141H46ZM70 137H71V135H70ZM107 137H108V136H107ZM107 137H106V138H107ZM114 137H115V136L113 135V138H114ZM142 137H143V136H142ZM146 137H147V135H146ZM146 137H145V138H146ZM166 137H167V135H166ZM179 137H180V136H179ZM179 137H178V138H179ZM181 137H182V136H181ZM208 137H209V136H208ZM210 137H212V136H210ZM218 137H219V136H218ZM9 138H8V139H9ZM31 138H32V137H31ZM39 138H40V137H39ZM62 138H63V137H62ZM66 138H68V137H66ZM66 138H64V140H66ZM72 138H73V137H72ZM108 138H109V137H108ZM113 138H111V139H113ZM115 138H116V137H115ZM135 138H136V137H135ZM140 138H141V137H140ZM175 138H177V137H175ZM178 138H177L176 140H178ZM186 138H187V137H186ZM219 138H221V137H219ZM219 138H218V139H219ZM231 138H232V137H231ZM235 138H236V136H235ZM235 138H233V139H235ZM5 139H6V140H5ZM49 139H51V138H49ZM59 139H61V138H59ZM68 139H69V138H68ZM109 139H110V138H109ZM117 139H118V138H117ZM117 139H116V140H117ZM141 139H142V138H141ZM141 139H140V140H141ZM147 139H148V138H147ZM147 139H146V140H147ZM153 139H154V138H153ZM179 139H180V138H179ZM187 139H190V138H187ZM211 139H212V138H210L209 140H210L211 143H213V141H211ZM241 139H242V138H241ZM10 140H11V139H10ZM38 140H39V139H37V141H38ZM42 140H43V141H42ZM47 140H48V138H47ZM51 140H54V141H55L56 139H51ZM62 140H63V139H62ZM138 140H139V136H138ZM140 140H139L138 142H141ZM142 140H143V142H142L141 144H144V140H145V139H142ZM174 140H175V139H174ZM176 140H175V141H176ZM183 140H184V138H183ZM207 140H208V139H207ZM220 140H221V139H220ZM223 140H224V139H223ZM235 140H236V139H235ZM11 141H12V140H11ZM14 141H16V140H14ZM17 141H16V142H17ZM45 141H44V138L41 139V142H42L43 144H45L46 142H48V141H50V140H48V141H46V142H45ZM56 141H57V140H56ZM56 141H55V142H56ZM67 141H68V140H67ZM67 141H66V142L64 141V142L67 143ZM110 141H112V140H110ZM113 141H114V140H113ZM134 141H135V140H134ZM136 141H137V140H136ZM136 141H135V142H136ZM150 141H151V139H150ZM152 141H153V140H152ZM157 141H156V143H157ZM184 141H185V140H184ZM184 141H183V142H184ZM188 141H189V140H188ZM188 141H186V142H188ZM202 141H203V140H202ZM218 141H219V140H218ZM236 141H237V140H236ZM258 141H257V142H258ZM16 142H15V143H16ZM35 142H36V141H35ZM38 142H39V141H38ZM44 142H45V143H44ZM51 142H53V141H51ZM51 142H50V143H51ZM55 142H54V143H55ZM58 142H59V141H58ZM72 142H74V141H72ZM121 142H122V140H121ZM125 142H126V140H125ZM148 142H149V139H148ZM148 142H147V144L150 145L151 143H148ZM167 142H169V143H167ZM189 142H190V141H189ZM191 142H193V141H191ZM219 142H220V141H219ZM237 142H239V141H237ZM263 142H264V140H263ZM7 143H9V142H7ZM56 143H57V142H56ZM59 143H60L61 145L64 144L62 141L59 142ZM70 143H71V141H70ZM108 143H109V142H108ZM131 143H133V141H132V142H131V141L129 142L130 145H131ZM152 143H153V142H152ZM171 143H172V142H171ZM260 143H261V141H260ZM10 144H12V143H10ZM39 144H40V143H38V145H39ZM43 144H42V145H43ZM51 144H52V143H51ZM115 144H116V143H115ZM126 144H127V142H126ZM136 144H138V143L136 142ZM136 144L134 143V146H135ZM153 144H154V143H153ZM181 144H182V143H181ZM184 144H186V143H184ZM189 144H192V143H189ZM189 144H188V145H189ZM256 144H257V143H256ZM14 145H15V144H14ZM16 145H17V144H16ZM40 145H41V144H40ZM45 145H46V144H45ZM45 145H44V146H45ZM61 145H60V146H61ZM65 145H67V144H65ZM107 145L110 146L109 144H107ZM118 145H119V144H118ZM120 145H122V144H120ZM145 145H146V143H145ZM158 145H159V144L157 143L156 146H158ZM193 145H195V144H193ZM198 145H199V144H198ZM212 145L214 146V144H212ZM227 145H228V144H227ZM229 145H230V144H229ZM238 145H239V143H238ZM46 146H47V145H46ZM53 146H54V144H53ZM53 146H52V148L55 147V146H54V147H53ZM58 146H59V145H58ZM58 146H57V147H58ZM62 146H63V145H62ZM111 146H113V145H111ZM125 146L129 147L128 145H125ZM131 146H132V145H131ZM131 146H130V147H131ZM138 146H139V144H138ZM138 146H137V147H138ZM147 146H148V145H147ZM152 146H153V145H152ZM189 146H190V145H189ZM217 146H216V147H217ZM47 147H49V145H48ZM57 147H55V148H57ZM115 147H117V146H115ZM127 147L125 148V149L127 150L126 152H128L127 155H129L128 157L131 158V159H130V158H128V159L133 160V161L137 162V164H138V162L140 161V160L138 161V159H140V158H138V157L135 156L136 153L133 154V152H134L133 149H134V148H133V147H131V148H127ZM135 147H136V146H135ZM140 147H141V145H140ZM143 147H144V146H143ZM145 147H146V146H145ZM145 147H144V148H145ZM148 147H149V146H148ZM150 147H151V146H150ZM172 147H173V146H172ZM180 147H182V146H180ZM192 147H194V146H192ZM210 147L213 149L212 146H210ZM216 147H214V150L216 149ZM14 148H15V146L13 147V149H14ZM38 148H39V147H38ZM40 148H41V147H40ZM42 148H43V147H42ZM49 148H50V147H49ZM52 148H51V150H54V149H52ZM58 148H59V147H58ZM109 148H110V147H109ZM121 148H123V147H121ZM161 148H162V147H161V145H160V150H162ZM169 148H170V146H169ZM174 148H175V147H174ZM194 148H195V147H194ZM196 148H197V147H196ZM13 149H12V150H13ZM46 149H47V148H46ZM46 149H45V150H46ZM60 149H62V148H60ZM60 149H59V150L56 149V150L60 151ZM65 149H66V146H65ZM107 149H108V148H107ZM111 149H112V148H111ZM130 149H131L133 152H132ZM136 149H137V148H136ZM163 149H164V148H163ZM172 149H173V148H172ZM187 149H188V146H187ZM187 149H186V151H187ZM212 149H211V151H212ZM36 150H37V148H36ZM36 150H35V151H36ZM51 150H50V151H51ZM56 150H55V151H56ZM104 150H105V149H104ZM108 150H109V149H108ZM160 150H159V151H160ZM165 150H166V149H165ZM178 150H180V149H178ZM190 150H193V149H190ZM195 150H196V149H195ZM195 150H194V151H195ZM200 150H201V149H200ZM10 151H11V152H10ZM39 151H41V150H39ZM55 151H54V153H55ZM64 151H65V150H64ZM105 151H106V150H105ZM122 151H124V150H122ZM154 151H155V150H154ZM154 151H151V152H154ZM162 151H163V150H162ZM173 151H174V150H172V153H173ZM181 151H182V150H181ZM183 151H184V150H183ZM196 151H197V150H196ZM44 152H46V151H44ZM44 152H43V153H44ZM60 152H63V151H60ZM60 152H59V153H60ZM65 152H66V151H65ZM108 152H109V151H108ZM145 152H146V151H145ZM166 152H167V151H166ZM187 152H188V151H187ZM34 153H35V152H34ZM39 153H40V152H39ZM39 153H38V154H39ZM43 153H41V155H42ZM50 153H51V152H50ZM109 153H110V152H109ZM109 153H108V154H109ZM121 153H122V152H121ZM121 153H119V154H120V157L122 156ZM124 153H125V152H124ZM148 153H150V152H148ZM157 153H160V152H157ZM157 153L154 152V154H156V155H157ZM179 153H180V152H179ZM182 153H183V152H182ZM184 153H185V152H184ZM57 154H58V153H57ZM60 154H62V153H60ZM144 154H145V153H144ZM170 154H171V152L169 153V155H170ZM188 154H189V153H188ZM195 154H196V153H195ZM16 155H17V158L19 157V159H17L18 161H16V159H15ZM55 155H56V154H55ZM62 155H63V154H62ZM37 156H38V155H37ZM39 156H40V155H39ZM39 156H38L37 158H39ZM49 156H50V155H49ZM64 156H65V154H64ZM102 156H104V155H102ZM123 156H124V155H123ZM137 156H138V154H137ZM148 156H150V155L148 154ZM148 156H147V160L150 159V158H148ZM151 156H152V154H151ZM154 156H155V155H154ZM170 156H171V155H170ZM175 156H176V155H175ZM186 156H187V155H186ZM190 156H191V155H190ZM193 156H194V154H193ZM202 156L205 158V156H204L203 154H202ZM215 156H216V155H215ZM217 156H216V157H217ZM35 157H36V156H35ZM52 157H54V156H52ZM56 157H57V156H56ZM56 157H54V158L56 159ZM61 157H62V156H61ZM100 157H101V156H100ZM120 157H119V159H120ZM126 157H127V156H126ZM139 157H140V156H139ZM155 157H156V156H155ZM157 157H160V155L157 156ZM191 157H192V156H191ZM216 157H215V158H216ZM218 157H217V158H218ZM41 158H42V157H41ZM44 158H45V157H44ZM57 158H58V157H57ZM104 158H105V157H104ZM104 158H103V159H104ZM106 158H107V157H106ZM110 158H112V157H110ZM110 158H109V159H110ZM122 158L125 159L124 157H122ZM151 158H153V157H151ZM162 158H164V155H163ZM167 158H168V157H167ZM171 158H172V157H171ZM187 158H188V157H187ZM199 158H200V157H199ZM204 158H203V159H204ZM42 159H43V158H42ZM42 159H41V160H42ZM51 159L53 160V158H50V160H48V161L51 162ZM63 159H64V158H63ZM128 159H127V160H128ZM157 159H159V158H157ZM157 159H156V160H157ZM173 159H174V158H173ZM178 159H179V158H178ZM192 159H193V158H192ZM195 159H196V157H195ZM205 159H206V158H205ZM256 159H257V158H256ZM263 159H264V158H263ZM24 160H25V161H24ZM38 160L40 161V159H38ZM38 160L35 159V161H37V162L39 163ZM45 160H46V158H45ZM61 160H62V158H61ZM127 160H126V162H127ZM152 160H153V159H152ZM165 160H166V159H165ZM218 160H219V159H218ZM218 160H216V161H218ZM220 160H219V161H220ZM33 161H34V160H33ZM99 161H100V160H99ZM110 161H111V159H110ZM128 161H129V160H128ZM143 161H144V160H143ZM153 161H154V160H153ZM169 161H170V160H169ZM196 161H197V160H196ZM204 161L206 162V164H205V162H204V164L207 165L208 162H207L206 160H204ZM208 161H209V160H208ZM226 161H225V162H226ZM248 161H249V160H248ZM45 162H46V161H45ZM55 162H56V161H55ZM62 162H63V161H62ZM129 162H130L129 164H132V163H133L132 161H129ZM131 162H132V163H131ZM141 162H142V160H141ZM146 162H147V161H146ZM151 162H152V161H151ZM151 162H150V163H151ZM155 162H156V161H155ZM160 162H161V161H160ZM160 162H159V163H160ZM162 162H163V161H162ZM200 162H201V161H200ZM30 163H31V162H30ZM30 163H29V165H30ZM43 163H44V162H43ZM47 163H49V162H47ZM47 163H46V164H47ZM59 163H60V162H59ZM124 163H125V162H124ZM127 163H128V162H127ZM167 163H168V166H169V165H170L169 162H167ZM167 163H166V164H167ZM192 163H193V162H192ZM32 164L34 165V162H33ZM40 164H41V163H40ZM57 164H58V163H57ZM57 164H53V165H57ZM62 164H63V163H62ZM62 164H61V165H62ZM133 164H134V163H133ZM144 164H146V163H144ZM144 164H143V165H144ZM155 164H157V163H155ZM166 164H165V166L159 164V165H160L159 167H158V164H157L156 167H158V169L160 168V170H161V168H162L161 166H164L162 169L165 170ZM173 164H174V163H173ZM195 164H196V163H195ZM208 164H210V163H208ZM212 164H213V163H212ZM222 164H223V163H222ZM224 164H225V163H224ZM260 164H261V163H260ZM38 165H39V164H38ZM59 165H60V164H59ZM147 165H148V162H147ZM152 165H153V164H152ZM152 165H151V166H152ZM171 165H172V164H171ZM252 165H253V164H252ZM0 166H1V165H0ZM31 166H32V165H31ZM43 166H44V164H43ZM45 166H49V165L47 164V165H45ZM51 166H52V162H51ZM57 166H58V165H57ZM57 166H56V168H57ZM64 166H65V165H63L62 167H64ZM139 166H140V165H139ZM148 166H149V165H148ZM207 166H208V165H207ZM226 166H227V165H226ZM1 167H2V166H1ZM3 167H2V169H3ZM29 167H30V166H29ZM49 167H50V166H49ZM58 167H59V166H58ZM112 167H113V166H112ZM130 167H131V166H130ZM140 167H141V166H140ZM173 167H174V166H173ZM208 167H209V169H210L211 166L209 165ZM208 167H207V169H208ZM32 168H33V167H32ZM35 168H36V167H35ZM43 168H44V167H43ZM43 168H42V169H43ZM46 168H47V167H46ZM53 168H54V167H53ZM53 168H52V170H53ZM60 168H61V167H60ZM66 168H67V167H66ZM103 168H104V167H103ZM126 168H127V167H126ZM166 168H167V167H166ZM0 169H1V168H0ZM26 169H25V170H26ZM28 169H30V168H28ZM39 169H40V168H39ZM47 169H48V168H47ZM49 169H51V168H49ZM49 169H48V170H49ZM58 169H59V168H58ZM61 169H62V168H61ZM133 169H135V168H133ZM142 169H143V168H142ZM153 169H154V168H153ZM153 169H151V171H152ZM158 169H157V171L160 172ZM188 169H189V167H188ZM204 169H205V167H204ZM211 169H212V167H211ZM211 169H210V170H211ZM251 169H252V167H251ZM30 170H31V169H30ZM32 170H33V169H32ZM32 170H31V172H33ZM36 170L38 171V169H36ZM44 170H46V169H44ZM44 170H40V171H43V173H45ZM48 170H46V171H48ZM62 170H63V169H62ZM65 170H66V169H65ZM65 170H64V173H65ZM76 170H77V169H76ZM76 170H75V171H76ZM78 170H79V169H78ZM139 170H140V169H139ZM143 170H145V168H144ZM143 170H142V171H143ZM181 170H182V169H181ZM213 170H214V169H213ZM256 170H257V169H256ZM0 171H1V170H0ZM14 171H13V172H14ZM40 171H39V172H40ZM53 171H54V170H53ZM53 171L50 172V173L53 174ZM58 171H59V170H58ZM66 171H67V170H66ZM99 171H100V170H99ZM99 171H98V172H99ZM129 171L132 172L131 170H129ZM148 171H149V170H148ZM161 171H163V170H161ZM189 171H190V170H189ZM204 171H205V170H204ZM208 171H209V170H208ZM215 171L217 172V170H215ZM215 171H214V172H215ZM3 172H5L4 169H3ZM6 172H7V171H6ZM8 172H9V170H8ZM8 172H7V174L4 173V175H9ZM24 172H25V171H24ZM28 172H29V170H28ZM59 172H60V171H59ZM61 172H63V171H61ZM143 172H145V171H143ZM143 172H142V173H143ZM146 172H147V171H146ZM146 172H145V173H146ZM182 172H183V170H182ZM190 172H191V171H190ZM209 172H211V171H209ZM214 172H212V174H213ZM230 172H231V171H230ZM10 173H12V172H10ZM46 173H47V172H46ZM50 173H49V174H50ZM54 173H55V172H54ZM68 173H69V172H68ZM103 173L105 174L106 172H103ZM103 173H102V175H103ZM132 173H134V172H132ZM135 173H136V172H135ZM140 173H141V172H140ZM147 173H148V172H147ZM152 173H153V172H152ZM152 173H150V174L152 175ZM156 173H157V172H155V174H156ZM183 173H184V172H183ZM186 173H187V172H186ZM195 173H196V172H195ZM205 173H206V171L204 172V174H205ZM233 173H234V172H233ZM22 174H23V173H22ZM22 174H21V175H22ZM30 174H31V173H30ZM30 174H29V175H30ZM33 174H35V172H34ZM39 174H40V173H39ZM41 174H42V172H41ZM52 174H51V175H52ZM57 174H58V172H56L55 175H56L57 177H59V174H60V173H59L58 175H57ZM78 174H80V173H78ZM129 174H130V173H129ZM137 174H139V173H137ZM143 174H144V173H143ZM153 174H154V173H153ZM184 174H185V173H184ZM202 174H203V173H202ZM208 174H209V173H208ZM210 174H211V173H210ZM215 174H216V173H215ZM218 174H219V173H218ZM225 174H228V173H225ZM257 174H258V173H257ZM4 175H3V176H4ZM12 175H13V174H12ZM44 175H45V174H44ZM47 175H48V174H47ZM47 175H46V176H47ZM53 175H54V174H53ZM53 175H52V176H53ZM65 175H67V174H65ZM65 175L63 174V175H61V176H65ZM127 175H128V171H127ZM133 175H134V174H133ZM141 175H142V174H141ZM141 175H140V176H141ZM146 175H147V174H146ZM151 175H150V176H151ZM160 175H161V174H160ZM199 175H200V174H199ZM199 175H198V176H199ZM0 176H2V175H1V172H0ZM9 176H10V175H9ZM23 176H24V175H23ZM31 176H32V175H31ZM33 176H34V175H33ZM52 176H50V177L52 178ZM61 176H60V177H61ZM67 176H68V175H67ZM100 176H101V174H100ZM131 176H132V174H131ZM138 176H139V175H138ZM143 176H145V175H143ZM153 176H154V175H153ZM155 176H156V175H155ZM155 176H154V178H155ZM178 176H179V175H178ZM206 176H208V175H206ZM209 176H210V175H209ZM209 176H208V177H209ZM211 176H212V175H211ZM216 176H217V175H216ZM229 176H228V177H229ZM234 176H235V177H234ZM5 177H6V176H5ZM12 177H13V176H11L10 178H12ZM14 177H16V176H15V173H14ZM19 177H20V174H19ZM26 177H27V176H26ZM48 177H49V175L47 176V178H48ZM50 177H49V179H50ZM57 177H54V178H57ZM77 177H78V176H77ZM134 177H135V176H134ZM148 177H149V176H148ZM156 177H157V176H156ZM159 177H160V176H159ZM163 177H164V176H163ZM179 177H180V176H179ZM189 177H190V176H189ZM204 177H205V175H204ZM204 177H203V178H204ZM213 177H214V176H213ZM226 177H227V176H226ZM230 177H229V178H230ZM260 177H261V176H260ZM262 177H263V176H262ZM16 178H18V177H16ZM21 178H22V177H21ZM21 178H20V179H21ZM36 178H37V177H36ZM87 178H90V177L88 176ZM101 178H102V177H101ZM103 178H104V177H103ZM119 178H121V177L119 176ZM139 178H140V177H139ZM141 178H142V177H141ZM145 178H146V177H145ZM152 178H153V177H152ZM152 178H151V179H152ZM186 178H187V177H186ZM203 178H202V179H203ZM209 178H211V177H209ZM209 178H206V177H205L206 180H209ZM217 178H218V177H217ZM219 178H220V177H219ZM219 178H218V179H219ZM222 178H224V177H222ZM254 178H255V179H254ZM263 178H264V177H263ZM20 179H19V180H20ZM29 179H30V178H29V176H28V178H26V179H24V177H23V179H22L20 182H19V180H18V182H19V183L17 182L18 184H16V182H14V186H15V184H16V186H15V189H16V190H14V191H15V194H14V195H15V198H16V199H14V200H16V202H14L15 204L13 205V207H12V205H11L12 208L10 207V208H11L10 210L8 209V210H9L8 212H9L10 216L13 217V220L15 219V220L17 221L22 215L26 214L28 211H30V210H32V209H37V208L41 207V206H42L41 203H44L43 200L50 201V203H51L52 201H54V202L56 201V202H57V200H59V198H58L57 195H58V193H59L60 191H63L64 193L66 192L65 194L68 195V194H67V186H65V184H64L63 181H62V182L57 181L58 178H57V180L54 181V182H53V181H50L49 179H48V180H47V179L43 180V178H42L41 180H39V181H34L35 179H31V182H30ZM38 179H39V177H38ZM64 179H66V178L64 177ZM94 179H95V178H94ZM114 179H118V178H114ZM132 179H133V178H132ZM189 179H190V178H189ZM198 179H199V178H198ZM211 179H212V178H211ZM9 180H10V179H9ZM53 180H55V179H53ZM80 180H81V179H80ZM92 180H93V179H92ZM92 180H90V182H91ZM104 180H106V179H104ZM104 180H103V181H104ZM112 180H113V179H112ZM137 180H138V179H137ZM137 180H136V181H137ZM139 180H140V179H139ZM141 180H143V178H142ZM147 180H148V179H147ZM203 180H204V179H203ZM214 180H215V179H214ZM216 180H217V179H216ZM223 180H224V179H223ZM27 181H29V182H27ZM86 181H87V180H86ZM109 181H110V180H108V182H109ZM121 181H122V180H121ZM151 181H152V180H151ZM176 181H177V180H176ZM176 181H175V182H176ZM201 181H202V180H201ZM209 181L212 182L213 180H209ZM209 181H208V182H209ZM219 181H221V179H219L218 182H219ZM230 181H231V179H230ZM234 181H235V180H234ZM97 182H98V181H97ZM105 182L107 183V181H105ZM105 182H104V183H105ZM114 182H115V180H114ZM117 182H120V181L118 180ZM117 182H115V183H117ZM124 182H126V181H124ZM138 182H139V181H138ZM145 182H146V181H145ZM203 182H205V180H204ZM226 182H227V181H226ZM228 182H229V181H228ZM237 182H239V181H237ZM240 182H239V183H240ZM91 183H93V182H91ZM101 183H102V182H101ZM112 183H113V182H112ZM115 183H114V184H115ZM181 183H182V182H181ZM216 183H217V182L215 181V184H216ZM222 183H223V182H222ZM230 183H231V182H230ZM233 183H234V182H233ZM235 183H236V182H235ZM3 184H5L6 187H1V189H4V190L8 189L7 184H6V183H3ZM87 184H88V183H87ZM114 184H112V185H114ZM132 184H133V183H132ZM132 184H131V188H133V187H132ZM137 184H138V183H137ZM175 184H176V183H175ZM213 184H214V182H213ZM231 184H232V183H231ZM231 184H230V185H231ZM244 184H243V185H244ZM10 185L12 186V184H10ZM96 185H97V184H96ZM101 185H103V184H101ZM109 185H110V184H109ZM118 185H119V183H118ZM120 185H122V183H121ZM177 185H178V183H177ZM205 185H206V183H205ZM205 185H204V187L207 186V185H206V186H205ZM216 185H217V184H216ZM219 185H220V188H221V183H220ZM227 185H228V184H227ZM245 185L242 186V187H245ZM1 186H2V185H1ZM8 186H9V185H8ZM79 186H80V185H79ZM79 186H78V187H79ZM122 186H123V185H122ZM124 186H125V184H124ZM133 186H134V185H133ZM202 186H203V184H202ZM94 187H95V186H94ZM106 187H107V186H106ZM106 187H105V188H106ZM108 187H110V186H108ZM115 187H116V186H115ZM115 187H113V189H114ZM118 187H119L118 189L121 188L120 186H118ZM200 187H201V186H199V188H200ZM204 187H201V188H204ZM222 187H223V186H222ZM228 187H229V186H228ZM232 187L234 188V186H232ZM237 187H238V186H237ZM12 188H13V186H12ZM80 188H81V187H80ZM131 188H130V189H131ZM176 188H177V187H176ZM176 188H175V189H176ZM178 188H179V187H178ZM194 188H195V187H194ZM215 188H216V186H215ZM230 188H231V187H230ZM233 188H231L232 191L234 190ZM235 188H236V187H235ZM248 188H247V189H248ZM73 189H74V188H73ZM73 189H72V190H73ZM86 189H87V188H86ZM115 189H117V188H115ZM133 189L135 190V188H133ZM181 189L183 190L182 187H181ZM205 189H206V188H205ZM208 189H209V188H208ZM226 189H227V187H226ZM226 189H225V190H226ZM236 189H237V188H236ZM247 189H245V190H247ZM68 190H69V189H68ZM106 190H107V189H106ZM108 190H109V189H108ZM110 190H111V188H110ZM122 190H124V188H123ZM126 190H128V189H126ZM131 190H132V189H131ZM136 190H137V189H136ZM200 190L203 191V189H200ZM209 190H210V189H209ZM209 190L207 191V189H206L205 191L209 192ZM242 190H243V189H242ZM14 191H13V192H14ZM73 191H74V190H73ZM83 191H84V190H83ZM94 191H95V190H94ZM175 191H178V189L175 190ZM205 191H204V194H205ZM70 192H71V191H70ZM75 192H76V191H75ZM109 192H112V191H109ZM115 192H116V191L114 190V193H115ZM117 192H118V191H117ZM121 192H123L122 194H124V195L126 196V194H125L126 191H125V192H124V191H121ZM131 192H132V191H130V193H131ZM180 192H182V191H180ZM189 192H190V191H189ZM195 192H197V191H195ZM198 192H199V190H198ZM200 192H201V191H200ZM200 192H199V193H200ZM239 192H241V191H239ZM61 193H62V192H60L59 197H61V195H62ZM90 193H92V192H90ZM107 193H108V192H107ZM114 193H113V194H114ZM119 193H120V192H119ZM126 193H127V192H126ZM133 193H134V192H133ZM187 193H188V192H187ZM209 193H210V192H209ZM242 193H243V192H242ZM246 193H245V194H246ZM65 194H64V195H65ZM77 194H78V193H77ZM115 194H116V193H115ZM174 194L179 195V194H177V192L174 193ZM174 194H173V195H174ZM182 194H183V193H182ZM184 194H185V193H184ZM192 194H193V193H192ZM195 194H196V193H195ZM226 194H227V193H226ZM75 195H76V194H75ZM87 195H88V194H87ZM94 195H95V192H94ZM117 195H121V194H117ZM131 195H133V194H131ZM134 195H135V193H134ZM157 195H158V194H157ZM169 195H172V193H170ZM176 195H174V196H176ZM186 195H187V194H185L184 196H186ZM196 195H197V194H196ZM201 195H203V194H200V196H201ZM208 195H209V194H208ZM208 195H206V196H208ZM210 195H211V194H210ZM247 195H249V194H247ZM69 196L71 197V194H70ZM92 196H93V194H92ZM109 196H110V195H109ZM109 196H108V197H109ZM111 196H112V194H111ZM135 196H136V195H135ZM139 196H140V195H139ZM200 196H198V197H199V198H202V199H204V200L207 201V205H205V204H204V205L207 206L208 208L210 207V209H211V206H208V201H209V200L205 199V196H204V198H203V197H200ZM211 196H212V195H211ZM211 196H209V197H211ZM221 196H222V195H221ZM221 196H220V197H221ZM231 196H232V195H231ZM3 197H4V196H3ZM7 197H8V196H7ZM10 197H11V196H10ZM12 197H13V195H12ZM63 197L65 198L66 196H62V198H63ZM67 197H68V196H67ZM93 197H94V196H93ZM112 197H114V196H112ZM112 197H111V198H112ZM117 197H118V196H117ZM117 197H115V198H117ZM119 197H120V196H119ZM127 197L131 198L129 195H128ZM133 197H134V196H133ZM140 197H141V196H140ZM154 197H155V196H154ZM171 197H172V196H171ZM190 197L193 198V196H191V195H190ZM195 197H196V196H195ZM212 197H213V196H212ZM237 197H238V196H237ZM1 198H2V197H1ZM57 198H58V199H57ZM81 198H82V197H81ZM81 198H79V199H81ZM86 198H87V197H86ZM94 198H96V196H95ZM122 198H125V197L122 195ZM129 198H128V200H130ZM141 198H142V197H141ZM150 198H151V197H150ZM174 198H175V197H174ZM177 198H178V197H176L175 199L177 200ZM179 198H180V196H179ZM188 198H189V196H188ZM232 198H233V197H232ZM2 199H3V198H2ZM65 199H66V198H65ZM65 199H64V200H65ZM68 199H70V198L68 197ZM74 199H75V198H74ZM74 199H72V201H73ZM89 199H90V198H89ZM113 199H114V198H113ZM117 199H119V198H117ZM138 199H139V198H138ZM153 199H154V198H153ZM153 199H152V200H153ZM157 199H158V198H157ZM159 199H160V197H159ZM163 199H164V198H163ZM167 199H168V198H167ZM185 199H186V197H185ZM185 199H184V197H183V200H185ZM190 199H191V198H190ZM208 199H209V198H208ZM237 199H240V198H237ZM237 199H236V201H237ZM243 199H244V198H243ZM62 200H63V199H62ZM70 200H71V199H70ZM81 200H82V199H81ZM83 200H84V199H83ZM86 200H87V199H86ZM91 200H93V199H91ZM91 200H90V201H91ZM97 200H98V199H97ZM124 200H125V199H124ZM128 200H127V201H128ZM132 200H133V199H132ZM132 200H131V201H132ZM135 200H136V199H135ZM135 200H134V201H135ZM140 200H141V199H140ZM169 200H170V199H169ZM176 200H173V201L176 202ZM183 200H182V201H183ZM192 200H193V199H192ZM192 200H190V201H192ZM199 200H201V199H199ZM204 200H203V201H204ZM226 200H227V199H226ZM247 200H248V199H247ZM258 200H259V199H258ZM60 201H61V198H60ZM60 201H59V202H60ZM68 201H69V200H67L65 203H66V205H68L67 208L70 209L71 207L69 206V202H68ZM72 201H71V202H72ZM119 201H120V200H119ZM136 201H137V200H136ZM142 201H143V199H142ZM147 201H148V200H147ZM154 201L157 202V200H154ZM161 201H162V200H161ZM166 201H167V200H166ZM166 201H165V202H166ZM180 201H181V200H180ZM193 201H194V200H193ZM206 201H204V202L206 203ZM210 201H211V200H210ZM222 201H223V200H222ZM2 202H3V201H2ZM10 202H11V201H10ZM61 202L63 203L64 201H61ZM61 202L58 203V204L60 205ZM74 202H75V201H74ZM82 202H83V201H82ZM93 202H94V201H93ZM115 202H118V201H116V199H115ZM120 202H121V201H120ZM122 202H123V201H122ZM124 202H125V201H124ZM128 202H129V201H128ZM128 202H127V203H128ZM132 202H133V201H132ZM137 202L140 203L139 200H138ZM144 202H146V201H144ZM156 202H154V203H156ZM168 202L172 203V199H171V201H167V205L169 204ZM204 202H203V203H204ZM239 202H240V201H239ZM263 202H264V201H263ZM45 203H46V202H45ZM45 203H44V204H45ZM65 203H63V204H65ZM78 203H80V200H78ZM78 203H76V204L78 205ZM112 203H113V202H111V206L114 205V204L112 205ZM133 203H134V202H133ZM157 203H159V201H158ZM160 203H161V202H160ZM176 203H177V202H176ZM178 203H179V202H178ZM178 203H177V205H178ZM187 203H188V200H187ZM187 203H186V205H187ZM190 203H191V202H190ZM195 203H196V202H195ZM199 203H200V202H198V204H199ZM201 203H202V202H201ZM203 203H202V204H203ZM220 203H221V202H220ZM237 203H238V202H237ZM249 203H252V202H249ZM249 203H248V204H249ZM48 204H49V203H48ZM53 204H54V203H53ZM58 204L56 203L55 205H58ZM63 204H62V206H63ZM80 204H81V203H80ZM109 204H110V201H109ZM129 204H130V206L132 205L131 202H130ZM134 204H136V203H134ZM141 204H142V203H141ZM144 204H145V203H144ZM164 204H165V203H164ZM172 204H173V203H172ZM172 204H169V207H170V208H169V207H166V210H168L167 208L171 209V206H170V205H172ZM191 204H192V203H191ZM191 204H190V205H191ZM210 204H211V203H210ZM254 204H255V202H254ZM40 205H41V206H40ZM46 205H47V203H46ZM46 205H43V206H46ZM59 205H58V206H59ZM73 205H74V204H73ZM77 205H75V206H77ZM117 205H118V204H117ZM126 205H127V204H126ZM142 205H143V204H142ZM161 205H163V204H160V206H161ZM167 205H165V206H167ZM175 205H176V204H175ZM190 205H189V206H190ZM194 205H195V204H194ZM204 205H201V206H204ZM250 205H251V204H249L248 206H250ZM52 206H53V205H52ZM75 206H74L73 208H75ZM91 206H92V205H91ZM132 206H133V205H132ZM136 206H138V204H136L135 207H136ZM149 206H151V205H149V203H148V208H149ZM154 206H155V205H154ZM154 206H153V207H154ZM163 206H164V205H163ZM163 206H162V207H163ZM179 206H180V205H179ZM184 206H185V202H184ZM189 206L187 205V208H188ZM191 206H192V205H191ZM195 206H196V205H195ZM195 206H193V207H195ZM201 206H200V207H201ZM221 206H222V205H221ZM221 206H220V208H223V207H221ZM228 206H229V205H228ZM239 206H243V205L240 204ZM262 206H263V205H262ZM8 207H9V206H8ZM77 207L81 208V205H79V206H77ZM77 207H76V208H77ZM92 207L94 208L95 206H92ZM92 207H91V208H92ZM139 207H140V206H139ZM145 207H146V206H145ZM157 207H158V206H157ZM162 207H161V208H162ZM181 207H183V205H181ZM181 207H180V208H181ZM198 207H199V206H198ZM236 207H237V206H236ZM41 208H42V207H41ZM46 208H47V207H46ZM48 208H49L48 210L50 211V208H51V207H48ZM59 208H60V207H59ZM59 208L56 207V209H55V207H54L55 211H56L57 209H59ZM63 208H65V207H63ZM73 208H72V209H73ZM86 208H87V207H86ZM143 208H144V207H143ZM146 208H147V207H146ZM161 208H157V209H158V210H159V209L161 210ZM164 208H165V207H164ZM172 208H173V207H172ZM205 208H206V207H205ZM208 208H207V209H208ZM220 208H219V209H220ZM227 208H228V207H227ZM237 208H238V207H237ZM69 209H68V210H69ZM77 209H78V208H77ZM138 209H139V208H138ZM149 209L152 210V207L149 208ZM149 209H148V210H149ZM174 209H176V208H174ZM177 209H178V208H177ZM177 209H176V211H177ZM199 209H200V208H199ZM201 209H202V208H201ZM223 209H224V208H223ZM223 209H222V210H223ZM231 209H232V208H231ZM239 209H240V208H239ZM243 209H244V208H243ZM1 210H2V209H1ZM3 210H4V209H3ZM39 210H41V209L39 208ZM45 210H46V209H44V212H45ZM70 210H71V209H70ZM70 210H69V211H70ZM79 210H80V209H79ZM151 210H149V211H151ZM158 210H157V212H158ZM178 210L180 211V209H178ZM181 210H182V209H181ZM183 210H184V209H183ZM187 210H188V209H187ZM194 210H195V208H194ZM204 210H205V209H204ZM227 210H228V209H227ZM229 210H230V209H229ZM248 210H249V209H248ZM255 210H256V209H255ZM36 211H38V210H36ZM52 211H54V210L51 209V212H49V214H52ZM58 211H59V210H58ZM60 211H61V209H60ZM60 211H59V212H60ZM64 211H66V210H63V212H64ZM80 211H81V210H80ZM83 211L85 212V211H87V210H83ZM154 211H155V210H154ZM154 211H153V212H154ZM168 211H169V210H168ZM168 211H167V215L170 216V220H171V215H169L170 213L168 214ZM171 211H172V210H171ZM173 211H174V210H173ZM192 211H193V210H192ZM199 211H201V210H199ZM202 211H203V210H202ZM220 211H221V210H220ZM225 211H226V209H225ZM230 211H232V210H230ZM246 211H247V210H246ZM252 211H253V210H252ZM30 212H31V211H30ZM30 212H28V213H30ZM34 212H35V210H34ZM38 212H39V211H38ZM40 212H41V211H40ZM44 212L42 211V213H44ZM47 212H48V211H46V213H47ZM151 212H152V211H151ZM151 212H150V213H151ZM165 212H166V211H164V214H165ZM169 212H170V211H169ZM174 212H175V211H174ZM177 212H178V211H177ZM189 212H190V207H189ZM189 212H185V213H189ZM207 212L209 213V210H208ZM207 212L203 213V215L205 216V214H207ZM227 212H228V211H227ZM3 213H5L4 216L7 217V216H6L7 211H6V212H3ZM3 213H2V215H3ZM46 213H45V214H46ZM65 213L68 214L67 211H66ZM89 213H91V212H89ZM144 213H145V211H144ZM154 213H155V212H154ZM179 213H180V212H179ZM221 213H222V212H221ZM229 213H230V212H229ZM9 214H8V215H9ZM34 214H35V213H34ZM40 214H41V213H40ZM58 214H59V213H58ZM63 214H64V213H63ZM142 214H143V212H142ZM158 214H159V213H158ZM158 214L156 215V213H155V215H156L157 217L160 216V215L162 216V213H161L160 215H158ZM171 214H172V213H171ZM195 214H196V213H195ZM213 214H214V213H213ZM224 214H225V213H224ZM26 215H28V214H26ZM31 215H32V212H31ZM36 215H37V217H39L38 214H36ZM72 215H73V214H72ZM153 215H154V214H153ZM155 215H154V216H155ZM167 215H165V216L167 217ZM173 215H174V214H173ZM173 215H172V217H173ZM176 215H177V214H176ZM180 215H181V214H180ZM182 215H183V211H182ZM182 215H181V217H182ZM199 215H200V214H199ZM211 215H212V213H211ZM246 215H247V214H246ZM250 215H252V214H250ZM4 216H3V218H4ZM28 216H29V215H28ZM28 216H27V217H28ZM47 216H48V215H47ZM49 216H50V215H49ZM49 216H48V218H49ZM51 216H52V215H51ZM68 216H69V215H68ZM68 216H67V218H68ZM76 216H77V215H76ZM81 216H83V215H81ZM86 216H87V215H86ZM161 216H160V219H159V220L162 219L161 221H166V218H165L164 216L161 218ZM204 216H203V217H204ZM213 216H215V218H217L216 215H213ZM213 216H212V218H214ZM229 216H230V215H229ZM37 217H36V218H37ZM71 217H72V216H69V218H71ZM89 217H90V216H89ZM176 217H177V216H176ZM176 217H175V218H176ZM181 217H179V219H181ZM187 217H188V215H187ZM199 217H200V216H199ZM205 217H206V216H205ZM209 217H211V216L209 215ZM209 217H208V219H210ZM225 217H227V216H225ZM258 217H259V215H258ZM9 218H10V217H9ZM23 218H24V217H23ZM36 218H35V220H36ZM40 218H43V215L40 216ZM50 218H51V217H50ZM50 218H49V220H50ZM83 218H84V217H83ZM83 218H82V219H83ZM96 218H97V217H96ZM107 218H108V217H107ZM158 218H159V217H158ZM173 218H174V217H173ZM196 218H197V217H196ZM206 218H207V217H206ZM206 218H205V220H206ZM212 218H211V219H212ZM215 218H214V219H215ZM251 218H252V216H251ZM255 218H256V217H255ZM6 219H8V218H6ZM10 219H12V218H10ZM10 219H9L8 221H10ZM28 219H30V218H28ZM28 219H27V220H28ZM45 219H46V218H45ZM45 219H43V221H44ZM63 219H64V218H63ZM90 219H91V218H90ZM90 219H89V220H90ZM149 219H150V218H149ZM177 219H178V217H177ZM177 219H174V220H177ZM182 219H183V218H182ZM182 219H181V220H182ZM189 219H190V218H189ZM193 219H194V218H193ZM203 219H204V218H203ZM208 219H207V221H208ZM214 219H212V220H214ZM228 219H229V218H228ZM261 219H262V218H261ZM261 219H260V221H261ZM4 220H5V218H4ZM15 220H14V223H15ZM27 220L25 219L24 222H26ZM31 220H32V219H31ZM35 220H33V221H34V224L37 225L36 222H37L38 220H37L36 222H35ZM40 220H42V219H40ZM51 220H52V219H51ZM66 220H67V219H66ZM70 220H71V219H70ZM85 220H86V218H85ZM95 220H96V219H95ZM159 220H158V221H159ZM170 220H169V221H170ZM181 220H179V221H181ZM205 220H204V222H205ZM217 220H218V218H217ZM231 220H232V219H231ZM251 220H252V219H251ZM256 220H257V219H256ZM45 221H46V220H45ZM64 221H65V220H64ZM71 221H72V220H71ZM71 221H70L69 223H71ZM172 221H173V220H172ZM191 221H192V220H191ZM207 221H206V223H207ZM215 221H216V219L214 220V222H215ZM254 221H255V220H254ZM257 221H258V220H257ZM11 222H13V221H11ZM21 222H23V220H22ZM28 222H30V221H28ZM31 222H32V221H31ZM39 222H40V221H39ZM41 222H42V221H41ZM51 222H52V221H51ZM87 222H88V221H87ZM93 222H94V220H93ZM93 222H91V223H93ZM141 222H143V221H141ZM181 222H182V221H181ZM192 222H193V221H192ZM210 222H211L212 224H214V225H215V223H216V222L214 223V222H212V221H210ZM252 222H253V220H252ZM258 222H259V221H258ZM8 223H9V222H8ZM17 223H18V222H17ZM37 223H38V222H37ZM63 223H64V222H63ZM83 223H85V222H83ZM96 223H97V222H95L94 224H96ZM163 223H164V222H162V224H163ZM206 223H205V224H206ZM218 223H219V221H218ZM253 223H254V222H253ZM256 223H257V222H256ZM10 224H11V223H10ZM20 224H21V223H19V225H20ZM26 224H27V222H26ZM29 224H30V223H29ZM89 224H90V222H89ZM89 224H88V226H91V225H89ZM94 224H93V225H94ZM142 224H143V223H142ZM153 224H154V223H153ZM159 224H161V222H160ZM167 224H168V222H167ZM172 224H173V223H172ZM207 224H208V223H207ZM207 224H206V226H207ZM261 224H263V223H261ZM6 225H7V224H6ZM35 225H34V226H35ZM60 225H61V224H60ZM64 225H66V224L64 223ZM69 225H70V224H69ZM96 225H97V224H96ZM96 225H95V226H96ZM98 225H99V224H98ZM139 225H140V224H139ZM144 225H145V224H144ZM146 225H147V224H146ZM164 225H165V224H164ZM168 225H169V224H168ZM208 225H209V224H208ZM219 225H220V224H219ZM219 225H215V226H219ZM224 225H225V224H224ZM224 225H223V226H224ZM251 225H253V224H251ZM251 225H250V226H251ZM10 226H11V225H10ZM17 226H18V224H17ZM21 226H22V225H21ZM27 226H28V225H27ZM27 226L24 225V227H27ZM39 226H40V225H39ZM71 226H72V225H71ZM140 226H141V225H140ZM191 226H192V225H191ZM254 226H255V223H254L253 227H254ZM262 226H263V225H262ZM15 227H16V224H15ZM18 227H19V226H18ZM18 227H17V228H18ZM35 227H36V226H35ZM35 227H33V229H34ZM37 227H38V226H37ZM75 227H76V226H75ZM96 227H97V226H96ZM102 227H103V226H102ZM162 227H163V226H162ZM168 227H169V226H168ZM187 227H188V226H187ZM253 227L251 226V228H253ZM7 228H8V226H7ZM9 228H10V227H9ZM13 228H14V227H13ZM17 228H16V229H17ZM92 228H93V227H92ZM92 228H91V229H92ZM215 228H216V227H215ZM219 228H220V227H219ZM221 228L224 230L226 227L223 228L222 225H221ZM229 228H230V227H229ZM248 228H249V227H248ZM14 229H15V228H14ZM30 229H31V227H30ZM95 229H96V228H95ZM102 229H103V228H102ZM139 229H140V228H139ZM165 229H166V227H165ZM168 229H169V228H167V230H168ZM222 229H221V230H222ZM226 229H227V228H226ZM253 229H254V228H253ZM11 230H12V229H11ZM31 230H32V229H31ZM35 230H36V228H35ZM77 230H78V229H77ZM141 230H142V229H141ZM204 230H205V228H204ZM12 231H13V230H12ZM15 231H16V230H15ZM56 231H57V230H56ZM194 231H195V230H194ZM218 231H219V230H218ZM228 231H229V230H228ZM252 231H253V230H251V233H252ZM16 232H17V231H16ZM19 232H20V231H19ZM21 232H22V231H21ZM32 232L34 233L33 230H32ZM225 232L227 233V231H225ZM72 233H73V232H72ZM143 233H144V232H143ZM223 233H224V232H223ZM21 234H22V233H21ZM29 234H30V233H29ZM31 234H32V233H31ZM229 234H230V233H229ZM18 235H19V234H18ZM101 235H102V234H101ZM103 235H104V234H103ZM171 235H172V234H171ZM226 235H227V234H226ZM226 235H225V238H226ZM259 235H260V234H259ZM28 236H29V235H28ZM85 236H86V235H85ZM230 236H231V235H230ZM29 237H30V236H29ZM59 237H60V236H59ZM233 237H234V235H233ZM104 238H105V237H104ZM104 238H103V239H104ZM147 238H148V237H147ZM255 238H256V237H255ZM229 239H230V238H229ZM227 240H228V238H227ZM227 240H226V242H228V241L230 242V240L233 241V238L231 237L230 240H228V241H227ZM212 241H213V240H212ZM224 241H225V240H224ZM252 243H253V242H252ZM215 245H216V244H215ZM231 245H232V244H231ZM4 247H5V246H4ZM203 248H204V247H203ZM216 248H217V247H216ZM226 248H227V247H226ZM217 249H218V248H217ZM257 249H258V248H257ZM77 253H78V252H77ZM9 255H10V254H9ZM9 255H7V256H9ZM7 256H6V257H7ZM12 256L14 257L15 255H12ZM16 256H17V255H16ZM13 257H12V258H13ZM62 257H63V255H62ZM81 257H82V256H81ZM122 257H123V256H122ZM12 258H11V259H12ZM7 259H8V258H7ZM9 259H10V256H9ZM254 259H255V258H254ZM13 260H14V259H13ZM15 260H17V259L15 258ZM257 261H258V260H257ZM13 262H14V261H13ZM9 263H10V261H9ZM14 263H16V262H14ZM123 263H124V262H123ZM21 264H22V263H21ZM23 264H24V263H23Z\"/></svg>",
  "mask_w": 264,
  "mask_h": 264
}]
</instances>
